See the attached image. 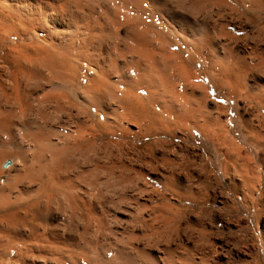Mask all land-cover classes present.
Wrapping results in <instances>:
<instances>
[{
  "label": "rangeland",
  "instance_id": "rangeland-1",
  "mask_svg": "<svg viewBox=\"0 0 264 264\" xmlns=\"http://www.w3.org/2000/svg\"><path fill=\"white\" fill-rule=\"evenodd\" d=\"M82 1L83 0H81V2ZM120 1H122V0H115V1L113 0V2H114L113 3L111 0H110V2H108V1L105 2V1H101L100 0L101 3H97L96 2L98 5L100 4L99 7H98L97 4L95 5V3L93 1L94 5H93V3H92V5L94 6V8L97 7V9L94 10L93 7H92V9H89V8H91L90 7L91 2L88 3V1L85 0V1H83V4L81 3L77 7V9L80 8V10H79L80 13L78 12V10H76V8H74V7L70 8L73 11V15L72 16L74 18L76 17L75 22L73 21L74 24H72V25H75V30L73 32H79V31H81L82 30L81 29L82 28V22H84L85 20L89 21L91 24L94 21L93 23L96 26L97 25H100L101 27H104V29H107V30H103V28H102V30H103L104 33L105 32L111 33L112 30H114V29H113V27L110 28V26L114 25L115 32H118L119 34H114V37H111L112 40L111 39H105L104 40L105 42H103V44L100 47L101 50H102L101 52L106 57V60H105L106 65H108L110 67V69H111L110 70L111 71L110 80H112V81H114L116 79H121L122 80V78H123L124 81L129 80V79L133 80L136 73L138 75V74H140L142 72H145V71L147 72V70H151L150 73H152V75H153V72H155L154 74L156 75L155 76L156 82H158L160 80H163V81L166 80L165 81V83L167 82L165 84L166 85V88H167V85H168V88H167L168 91H170V90L172 91V92L170 91L171 94L169 92L171 102L173 103L175 109H178L179 110V111L176 110L177 113L180 112L182 114H188V115H184L183 120L180 117H179V120H178V118L177 119L174 118V117L171 118V116H169V114L161 113V111H159V109H157L158 107L155 106L156 107L155 108L151 104H148L147 103V100H146V96H145L146 94H144L145 92L144 91H140L139 93L142 95V97H141V95L139 93L137 94V96H140L141 98H144L142 100V103H144L143 105L145 107H147V108H144V109L148 111V113L146 111V113L144 114L146 117L138 118L134 113H131L127 108H125L124 106H122L118 101L111 100L110 101V104H111L110 105V108L111 109H110L109 113L112 116L113 120H110V122L111 121L112 122L111 123L110 122L107 123L106 124L107 126L106 125H102V124H105L106 123L104 121L103 116L100 115L101 118H99L100 116H97L98 115L97 109L95 107L89 105V104L86 105L85 102H83L81 100V98H80V97H82L81 96L82 95V92H84V89L83 88L90 83V78L93 77L94 74L97 73L96 68H95L94 61H91V59L88 58L89 56H93V55H95V54L98 53V52H96V49H93V50H95V52H92V53L90 51H87L88 52V53H86L87 58L86 57H83L82 58L81 56L79 57L76 54L77 52L75 50L73 51V52H76V53H73V55H74L73 57L76 58L74 64L77 67V72L76 73H72V75H71V85L70 86L68 85L65 88L62 87L61 84H59L60 82H57L55 80H51L50 81L49 78H48V76H47V79L45 80V82L42 81L40 83H32L33 81L30 82L29 80H25L23 78H20V76L17 75L16 77H18V78L15 79L16 82H13L12 80H8L9 81L8 83H4L6 79H10L11 78V74H8V72H4L5 71L4 69L7 68V69H10L11 70V69H13L16 66L15 55H17L18 52H20L23 48H25V45L27 43H35V44H40V45L46 44V39H43L42 38V34L40 33L41 31L38 30V29H30V31L28 30L27 31V34H25V35H22V34L19 33V31L12 29V31L10 30L9 32H6V35L3 36V40L0 41V79H1L0 80V85H3V87L7 91L10 92L12 98L15 97L13 92H15L16 90L18 91V93H21V92L25 93V92H29L30 91V94H27V93L25 94V97H26V95H29V96H27L24 99L25 101L27 100V102H24L23 103V101H22L21 104H19L15 99H12V100H11V98L8 99V102H9L8 105H9V108L11 109V113H12V109H13V112L16 111L15 113H12V114H15V115H13V118H11L12 120H10L8 126L11 129H13V130H15V129L16 130H18V129L19 130H23L25 128V129H27L29 131H34L35 128H36V130H38V129L41 130V128H43L42 129L43 132L52 131V133H53L55 131L53 133L54 134V137L53 138L57 139L58 141H59V139L62 140V141H60L61 143L60 142L59 143H60L61 146L63 144L64 145L63 147H66V146L72 147L73 146V142L72 141L66 140L67 137H68V134H67L68 133V130L74 129L73 131H79V132L80 131H83L84 132V135H85L84 137L91 144L89 150H87L85 153L84 152H80L81 155L79 154L80 156H82V158L85 156L84 157L85 160L82 159L78 155L79 151H77L75 149L74 150H70V151H68L66 153V157H65V154L61 156V160H60L61 167L63 166V163L65 161H70V162H73V163L75 162V165L74 166L77 167V168H75L73 166V170L72 171L78 170L79 169L78 168L79 165H80L79 167H82V168H87V167L88 168H90V167L92 168L94 166L93 167L94 169L92 168L93 171L90 170V172H92L93 174L89 172V175H88V176H90L88 178L92 182L88 186L90 205L92 207H95V208H98V209H102V210H104L106 212V215H107L106 216V219H107V222L108 223L110 222L109 223V227L110 228L113 227V224H116V223H114V222H116V220L114 219V221H113V219L111 218L112 217L111 216V209H114V208H122V207H131V208H133V211L136 209L134 211V215H135L134 216V220L135 221L133 220L132 221L133 223H131V224H133L134 228H136L139 231L138 232V235L136 236V239L135 240H137L136 243L137 242L139 243V246L141 247L140 249L143 248L145 250L144 251L145 253H148V252L149 253H152V254H149L148 256H146L145 258H143V260L145 262L148 260L147 264L148 263L150 264L151 261L152 262L153 261L155 262V263H152V264H156V263L157 264H164L165 260H166L165 264H168L169 262L171 264H174V263L179 264L180 262H181V264H186L187 262H189L187 264H193V263L194 264H196V263L197 264H243V263L244 264L245 263L246 264H264V233L262 232V228H261L262 225H263V221L264 220L261 219V221L260 220L257 221V219H260V218L264 217V205H263V208L260 207L259 210H258V209L255 208L254 205L252 206L250 204V202L252 201V199H250V198H242V200H241L240 198H238L236 196V191L234 190V186L232 184H235L236 185L239 182L237 180H232V177L230 176L231 173L233 172V170H235V171L237 170V171H241V173L239 172V174H241V178L242 177L243 178H245V177H247V178H251V177H253V178H260L261 182H264V173H263L264 172V144L262 146L263 149L261 148L259 150V152H258V150L253 149L246 142V140H251V141L254 140V138H255L254 135L255 134L256 135H259V136L261 135V133L264 134L263 133V131H264V129H263L264 128V125H262L263 128H261V126H260L261 124L264 123V120H263L264 119V117H263L264 116V102H262L261 97L259 98V96L254 91L255 88H260L264 92V77H262V76H264V72H262V71H264V42H263V39H264L263 38L264 37V35H263V33H264L263 32L264 31V27H263L264 26V9L258 10L257 8L253 7L251 5V3H250V0H248L249 3L247 2L248 5H246V0H244V1L243 0H241V1H239V0L238 1H236V0L235 1L234 0H158V1L157 0H144L143 1L142 0L143 3H142V1L140 2L142 5H140V3H139V5L141 6V7L139 6L141 8V9L140 8L139 9L144 12L143 14L146 13L147 15H144L143 16V14L141 12H139L137 14L139 16V18H138V17H135L134 16V13L133 12H132V14L130 12V11H132L131 9H129L131 7V5H130L131 2L129 4L128 1H130V0H123L121 3H120ZM125 1H126V3H125ZM169 1H171V2H169ZM84 2H86V4ZM166 2H167V4H165ZM87 3L89 4V6H87L88 5ZM104 3L106 4V7L104 6L105 5ZM111 3L113 5H111ZM119 3L120 4H123L124 3L125 5H120ZM150 3H151V5L149 6ZM114 4H119V5L115 6ZM199 4H201L202 7H200ZM85 6H87V7H85ZM107 6H108V9H107ZM119 6H121L122 9L125 10L124 11L125 13L127 11H129V12L126 13V15H125V13L123 11L122 12H118L119 11V9H118ZM168 6H169V8L171 10L168 9ZM180 6H181V8H180ZM245 6H247V7H245ZM248 6H249V8H248ZM103 7H104L105 10L103 11L102 14H104V15L101 14V12L103 10ZM121 7H120V9H121ZM73 8H74L75 11L73 10ZM98 8H99V10H98ZM86 9L88 10V12L91 11V10L92 11L90 13H88ZM116 9H118V11ZM106 10H107V12H105ZM108 10L111 11V12H108ZM76 11L78 12V14H77ZM86 12L88 13V15L85 14ZM93 12H95V13H93ZM107 13H109L111 15V19L110 18L108 19L111 22L110 21L109 22H106L108 20H105L106 18H108V15H109ZM120 13H121V15H122V13H124V17H123V15L121 17V18H123V20L124 19L126 20L128 18V15L131 14L132 17H129L126 21H124L125 23L127 21H129L128 22V24H129L130 21H131V19H132L130 25H128L127 23L126 24L124 23L125 25H123V21H122L121 18H120V23H122V24L117 23L116 20H117V17L120 15ZM80 14H81V16H80ZM115 14L117 15V17H116ZM150 14H152V15L154 14V16L156 15V17H154V16H152ZM90 15H94V16H92L94 18L92 19L91 17H89ZM105 15H106V17L104 19V16ZM110 15H109V17H110ZM125 16H127V18ZM149 16H152L153 18L151 17L152 18L151 19V18H149ZM133 17H135V20H136V18L142 20L143 24H142V22L140 20L139 21L138 20H136V21L134 20L133 21V19H134ZM145 17H147V18H145ZM97 19H99V20H97ZM102 19H104L105 21H102ZM113 20H115V22L117 24L116 23L113 24L112 23ZM168 21H169V23H168ZM0 22H1L0 23V28L2 26H4L5 24L6 25L7 24H16V20L12 17V15L9 14L8 12H6V11H3V10L0 11ZM106 23H108V24H106ZM118 24L120 26L122 25L121 26L122 28L121 27H117ZM167 24H169L170 26L167 25ZM134 25H135L136 28L134 27ZM108 26H109V30H108ZM116 27H117V29H120V32L122 33V36H121V33L119 32V30L116 29ZM221 27H222V29H221ZM76 28H77V30H76ZM147 28H148V31L150 33L148 32V34L146 35L145 34L146 33L145 31L147 30ZM261 28H263V29L261 30ZM130 29H131V31L128 32ZM137 29L138 30L140 29V30L138 31ZM142 29H143V32H142ZM122 30L123 31L125 30V31L123 32ZM219 31H222V32H220L223 35L222 37H221L220 34H218ZM115 32H113V33H115ZM125 32H127L126 33L127 35L125 34ZM140 32H142L143 35L144 34L146 35V36L144 35L145 36V42L144 41L143 42H141V41H138L137 42L136 39H135V42H134V38H136L134 36H136V34L138 36V34H140ZM153 32H155V33H153ZM261 32H263V33H261ZM224 33H225V36H226L225 39H224V37H225L224 36ZM259 33H261V34H259ZM133 34H134V36H133ZM153 34H155V35L152 36V37H149V35L151 36ZM255 34L256 35L259 34L260 37L259 36L257 37ZM124 35H125V37H124ZM218 35H220V36L218 37ZM120 36L122 38L124 37L123 38V41L124 42H125L124 39H126L127 41H129V39H131L130 41L133 42V44L131 42L130 43L126 42V45L127 46H125L124 45V42L121 41L122 38ZM132 36H133V38H132ZM204 36H205V38H204ZM252 36L254 37V39H251V38H253ZM146 37H148V39L149 38H151V39L148 40V39H146ZM182 37L184 38L185 41L184 40H181ZM220 37L222 39H220ZM261 37H262V39H261ZM113 38L114 39L117 38V39H115V42H113L114 41ZM119 38L121 40H119ZM158 38H160L159 41H157ZM189 39H190V41H189ZM260 39H261V41H259ZM42 40H44V41H42ZM170 40H171V42H170ZM172 40H173V42H172ZM222 40H224V41H222ZM252 40L254 41V44L252 43L253 42ZM106 41H109V42L107 43ZM162 41L165 42V43H163ZM175 41L178 42V43H176ZM146 42H147V45L148 46L146 45ZM174 42H175V44H174ZM72 43H73L74 46L77 45L76 42H74V38H72ZM148 43H150V44H148ZM156 43L159 46H161V47H163L164 44L166 45L167 43H169V46L167 47V45H166L165 46L166 48L165 47H163V48H161V47L159 48L158 47V49H157ZM128 44L129 45L132 44V45H130L131 47ZM154 44H155V46H154ZM176 44H177V46H176ZM117 45H119L118 48H117ZM226 45H228L229 47L226 46ZM113 46H115L114 48H116V50L121 47L120 50L121 51L123 50L122 54H124L125 56L127 55L126 56L127 58L125 59L124 56L122 54H120L121 51L120 50H119L120 52L118 50L116 51L113 48ZM134 46H135V48H134ZM247 46H249L250 48L247 47ZM110 48H111V50H110ZM126 48H130L131 50L129 51V49H126ZM169 48H170V51H173L174 52V54H173V52L170 53ZM181 48H182V50H180ZM188 48H189V50H188ZM240 48H241V50H240ZM251 48L253 49V53H252V49ZM11 49H13V50L11 51ZM137 49L139 51H141V50L144 49L142 52H143V54H147V55H149L150 52H151L150 55L153 56V58H155L157 60V62L154 61V62H152L154 64H152L149 61V59H147L148 61H146V59H141L142 61L145 60V62H141L140 61L139 62L140 64L138 66L137 65L136 66L135 65L132 66L133 63L131 61V58H129V56H131L132 59H133V54H134L133 51L138 52ZM222 49L223 50L225 49V50L223 52H221ZM127 50H128V52H127ZM159 50H161V51H159ZM203 50H204V53H203ZM155 51H156V54L157 53L159 54V52H161V56L164 55V53L165 54L167 53L168 55L171 54V56H174L176 51L178 52V53L176 52V54L177 55L179 54L178 55L179 57L185 54L184 55L185 57H180V59H182V60L184 59L183 60L184 62L187 61L186 58H188L190 56V58H188V61H190V62H187V63L185 62L186 65L184 67V68H186L185 69V72L188 71V72H186V74H188V76H190V77H188L185 73H183V76H182L181 71H180V68H178V67H177L178 69H175L176 67H174V66L172 67L170 65H166L165 64L166 67L168 66L167 67L168 71L166 70L165 66H163V65H162V67H163V69H162L161 68V65H160V63H162L161 62L162 59L159 58L160 55L158 56V54L157 55L154 54ZM186 51H187V53H186ZM225 51H227V53H225ZM131 52H132V54H131ZM180 52H181V54H180ZM228 52H229V54H228ZM117 53H119V54H117ZM126 53H128V54L130 53V55H128ZM188 53L190 54L189 56H187ZM223 53H224V55H226V56L228 55L229 56V60H227V62L231 60V62H228V64L227 63H224V68L225 69H227L230 66L229 69H227V71L224 70V68H222L223 69L222 70L220 66H217L218 63L214 65V58H215L216 54L222 55ZM248 53L249 54H253V55H250V57H249L248 56L249 55ZM116 54L119 57H117V56H116L117 58L114 57ZM120 55L123 56V58ZM134 55H135L134 58H137V56H139V54L137 55L136 53ZM177 55H175V56L177 57ZM246 55L249 58L248 61H247L248 58H247ZM204 56H205V58H204ZM191 57H193V58H191ZM230 57H231V59H230ZM252 57H255V59L252 60ZM238 58H241V59H238ZM242 58L243 59L244 58H247V59H244L243 60ZM250 58H251L252 61H250ZM257 58H259V60ZM10 59H11V61H10ZM116 59H117V62L115 61ZM139 59H140V56H139ZM129 60L131 61L132 64L130 63ZM134 60L137 61L138 58L137 59H134ZM134 60H133V62H134ZM158 60H160V61H158ZM242 61L243 62L245 61V63H243ZM114 62H116V63L114 64ZM122 62H124V63H122ZM146 62H150V64H151L150 66L154 65L155 68L152 66L153 72H152V69H148L147 68V70H146V65L144 66V64ZM247 62H249V63H247ZM254 62H255V67H254V71H253L252 70L253 69L252 67L254 66L253 65ZM256 62H257V64H256ZM128 63H129L130 66L128 65ZM157 63H159V67L160 68H158ZM192 63L193 64L195 63V64L193 65ZM239 63H240V65H239ZM17 64H18V62H17ZM188 64L190 66L193 65V67H190ZM82 65H83V67H82ZM141 65L143 67H141ZM195 65H197V67L198 66L199 67L196 68V67H194ZM88 66H90V67H88ZM116 66L117 67H120V68H116ZM215 66H216V68H215L216 71L214 70V67ZM236 66H238V67H236ZM249 66H250V68H249L250 71L248 69ZM130 67L132 69L134 67V69L132 70ZM87 68H90L89 71L87 70ZM135 68H137V69H135ZM156 68L160 69V73L158 75H157L156 72L157 71L159 72V70H157ZM115 69H117L116 71H118L119 74L115 71ZM128 69L129 70H132V71H129ZM144 69H145V71H144ZM170 69H174L173 70L174 72L173 71H170ZM209 69H211V70H209ZM123 70H124V73H123ZM162 70H166V72L169 74V77L167 76L168 74L166 72L162 71ZM181 70L184 71V69H181ZM204 70H205V72H204ZM247 70H248V72H247ZM112 71L113 72H116V73H113ZM169 71H170V73H169ZM209 71H211V72H209ZM42 72H43L44 75H48V73H49L48 71L47 72L46 71H42ZM132 72H134L133 75L131 74ZM178 72H179V74H178V76H176L175 74H177ZM239 72H241V73L239 74ZM161 73H162V75H161ZM171 73H173V74H171ZM213 73L215 75V76H213L214 78H212ZM228 73H230V76H229ZM130 74H131V76H130ZM184 74L187 77H185ZM261 74H262V76H261ZM119 75L122 78H120ZM125 75H127V76H125ZM180 75L182 77H180ZM217 75H219V76H218V80L216 82ZM245 75H247L248 77L245 76ZM7 76H8V78H7ZM132 76H134V77H132ZM158 76H160V77L158 78ZM170 76L172 77L173 81L177 85L173 86L174 85L173 82L171 83L169 81L171 79ZM163 77H164V79H163ZM174 77H176V78H174ZM222 77H223L224 80L226 78V80L224 81L223 79H221ZM240 77H242V78H240ZM126 78H129V79H126ZM153 78H154V75H153ZM183 78L186 79V80L184 79L186 82L183 80ZM219 78L221 80H219ZM179 79L181 81H183L184 83L183 82L181 83V81H180L179 82L180 84L178 85L177 80L179 81ZM227 80H229V81L226 82ZM236 81H239V83L236 82ZM46 82H47V84H46ZM73 82H74V84H73ZM198 82H199V84H201V86H203L204 88H206L207 91L204 88H203L204 89V91H203V89H202V87L200 85H198V86L201 87V88H199V87L197 88L196 86H197V83ZM232 82H234V83H232ZM23 83H25V85ZM169 83H171L172 85H170ZM19 84H20V86H19ZM224 84L225 85L227 84V87L226 88L224 87L225 86ZM234 84H235V86H234ZM189 85H192L193 87H194V85H196V86L193 88L192 86L188 87ZM239 85H241V86L239 87ZM32 86H35L36 87V90H34L35 88H32ZM53 86L56 87V89H54ZM181 86H182V89H184L183 90L184 92L182 90H180L181 89ZM217 86H220V87H217ZM230 86H231V88H230ZM11 87H12V91L13 92H11V90H9V89H11ZM19 88L21 89V91H20ZM23 88H24V90H23ZM176 88H177L178 91L176 90ZM195 88H197V90ZM224 88H225V90H223ZM239 88H240V90H239ZM26 89L29 90V91H27ZM37 89L39 91H37ZM173 89H175V91ZM227 89H230L231 91L228 93L227 91H229V90H227ZM242 89L245 91V93H242V91H243ZM31 90H32V92H31ZM48 90L50 92H47ZM238 90H239V92H238ZM60 91H61V93H60ZM194 91H196V92H194ZM189 92H191L190 93L191 96H190ZM204 92H205L206 95H204ZM39 93H40V95H38ZM182 93H183V95H182ZM47 94H49V97H50L49 100L45 98L46 97L45 95H47ZM179 94H180V96H179ZM249 94H251L252 96L249 95ZM62 95L64 97H62ZM176 95H177V97H176ZM194 95H196V96H194ZM37 96H38V98H37ZM59 96H60V98H58ZM239 96H240V98H237ZM246 96H251L252 98L251 97H246ZM66 97H68V98H66ZM187 97L190 98V101H189V99H187ZM193 97H195V98H193ZM229 97H230V99H229ZM35 98H37L38 100H36ZM63 98H65V99H63ZM174 98H176V99H174ZM177 98H179V101H177L178 100ZM182 98H183V100H181ZM246 98H247V100H245ZM250 98L253 99V100H251ZM3 99H4V96L2 95V93H0V103H1L0 110L1 111L4 108H6V107H4L6 105V103H5V101ZM57 99H62V101L61 100L59 101ZM254 99H255L256 102H252V101H254ZM29 100L31 101L30 102L31 105H26L25 106L24 104H26V103L29 104ZM56 101H59V103H57V104H59V105L64 104V105H61L62 107L61 106L58 107V106L55 105V102ZM176 101L178 103H176ZM180 101H182V102H180ZM184 101L186 102L185 104H184ZM197 101L200 103V106H199V103ZM68 102H71V103H68ZM196 102L198 103V105H196ZM181 103H183L182 106H184L185 108H187V107L188 108L186 110H184L185 108L182 107V109H181V106H180ZM45 104L46 105L48 104L49 106L47 105V107H45L46 106ZM72 104H73V106H72ZM35 105H36V107H35ZM54 105H55V107H53ZM69 105H71V106H69ZM27 106H29V108H26ZM63 106H64V108H63ZM177 106L180 107L181 111H180L179 108H177ZM77 107H81L82 109H86V110H81V108L79 109ZM150 107H152V108H150ZM257 107H259V108H257ZM16 108H18V109H16ZM40 108L41 109L43 108L42 111H41ZM61 108H63V109H61ZM65 108H67L66 109L67 111L65 110ZM74 108H76V109H74ZM22 109H24V110H22ZM89 109H90V112H89ZM115 109H116V111L118 110V113L115 111ZM198 109H200V110L202 109V110L200 111ZM259 109H260V111H258ZM31 110H33V111L30 112ZM150 110H151V112L149 113ZM187 110H188V112H187ZM256 110H257L258 113L260 112L259 114H262V112H263L262 116L260 115L261 117L258 115L259 120H258V118L257 119L255 118L257 116V114H258L256 112ZM24 111L26 112V114H24L25 113ZM43 111H44V113H48V114H46V116H44ZM51 111H52V113H51ZM75 111L76 112H79V113H76ZM83 111H86V112L88 111L87 113H89V116H87L88 114L85 115L86 112H83ZM250 112H253V114L250 113ZM59 113H61V115ZM66 113H67V115H66ZM22 114H23V117L20 118L19 116L22 115ZM27 114H29V117H26L25 118L24 115L27 116ZM40 114H43V115L41 117H39ZM74 114H75L76 117H74ZM117 114H119V116ZM150 114H151V116H150ZM161 115H163V117H164L163 119L161 118ZM30 116H32V117H30ZM34 116H35V118H34ZM79 116H80V119H79ZM127 116H128V120L125 119ZM133 116H134V118H133ZM185 116H187L189 118V120H187L188 118L187 117L185 118ZM85 117H87V118L84 119ZM92 117H93V119H92ZM135 117H137V118H135ZM19 118H20V120H19ZM60 118L63 121L62 120L60 121ZM118 118H119V120H118ZM132 118H133V120H132ZM145 118H147V119H145ZM154 118L156 120H154ZM192 118L193 119L195 118L196 120L194 119L192 121ZM202 118H204V119H202ZM33 119H36V120L33 121ZM51 119H53V120L50 121ZM64 119H66V121ZM99 119H100V121H99ZM152 119H153V121H152ZM180 119L182 121H184L186 124L183 123V122H178V121H180ZM200 119H202V120H200ZM21 120H25V121L27 120V121L23 124L24 121H21ZM38 120H40V121L43 120L42 122H40L43 125L41 127H38L37 128V126L40 125V123H39ZM84 120H86V121H84ZM114 120H116V123L114 122ZM117 120L120 121V123L123 120V123H124L125 126L124 127L121 126L123 124L122 123L121 124L118 123ZM126 120H127V122H126ZM131 120H132V123L130 122ZM205 120H207V122ZM251 120H252L253 123H251ZM261 120H263V121H261ZM87 121L88 122L90 121L89 124H88ZM148 121L150 123H154L155 122L156 124H154V125L153 124H149ZM195 121H197V122H195ZM67 122H70V123H67ZM138 122H140V123H138ZM161 122H164V124L161 123ZM64 123H65V125H62ZM134 123L136 125H134ZM181 123H183V124H181ZM226 123H227V125H226ZM20 124L23 125V127H21ZM67 124H70V126H68L69 128L67 127ZM75 124L77 125V127H76ZM141 124L143 126H145V127L140 126ZM178 124H180V125H178ZM253 124L256 125V126H254ZM84 125H86V126H84ZM126 125H127V127H126ZM177 125H178L179 128L181 127L180 130L178 128L179 131L176 130L177 129ZM185 125H188L191 128H189V127H187ZM195 125H196V127L197 126H200L199 128L201 129V132H203V133L199 132V135L200 136L197 135L195 133V131H193L195 129ZM24 126L29 127V128H26ZM63 126H66V128L63 127ZM116 126L118 127L117 129L115 128ZM153 126H156V127H153ZM205 126L210 127L209 128L210 130L207 129L208 127H205ZM220 126H221V128H220ZM225 126H227V127L225 128ZM31 127H33V128H31ZM48 127H51V128H48ZM139 127H142V128H139ZM150 127L153 128V130ZM172 127H175V128H172ZM185 127L187 129L189 128L193 132V137L194 138H192V139H194V140L188 139L189 137L191 138L192 135L189 134L191 132L189 129H188V132L189 133L187 132V129H184ZM222 127H223V129H222ZM247 127H248V129L246 130ZM20 128H23V129H20ZM61 128H62V131H61ZM78 128H79V130H78ZM82 128H83V130H82ZM155 128L157 130L159 128L160 131L158 130V132H157V130ZM204 128H205V131H204ZM215 128H217V129H215ZM257 128H259V129H257ZM171 129H173V130H171ZM219 129L220 130L222 129L223 131L222 130L219 131ZM224 129L227 130V131H225ZM93 130H94V132H93ZM215 130H216V132H215ZM217 130H218V132H217ZM63 131L66 134L65 133L63 134L62 133ZM111 131H112V134L113 135H111ZM122 131H123V134H125V135L122 134ZM145 131H146V134L147 135H145ZM152 131H155V132H152ZM208 131H210L211 133L210 132L208 133ZM114 132H115V134H114ZM128 132H129V134H128ZM180 132H182V133H180ZM205 132L208 133V134H210V137L211 138L213 137V139H214L213 142H212L213 139H210L209 135L206 134ZM213 132H215V133H213ZM221 132H222V134L225 132L224 133L225 136H226V134L229 135V137H227L229 139L231 137H233V139H230V140L231 141H234L235 140V142H237L239 146H242L241 148L243 150V153H240V160H238L239 158L237 159L240 163H238L236 161L233 164H227V162L225 160L226 158H225V155H224L225 154V148L226 147H225V145L222 144V142L220 143V141L223 140L222 137L220 136L221 135ZM248 132H249V134H248ZM257 132H259V134ZM154 133H155L156 136H154ZM158 133H161V134H159V136H157ZM216 133L217 134H220L219 137L217 136ZM244 133L247 134V135H245ZM151 134H153V136ZM172 134H173V136H172ZM204 134H206V135H204ZM108 135H110V136H108ZM65 136H67V137H65ZM125 136H126V138H125ZM247 136H249L248 139H247ZM58 137H60V138L58 139ZM200 137H202V138H200ZM217 137L219 139H217ZM63 138L65 139V141H63ZM101 138H102V140H100ZM23 140L18 139V138L15 139V141L18 142V143H19V141H22L21 143L23 144V148L26 151V154L27 153H29V154L32 153L33 154V152H34V148H33L34 143L31 141L30 138H24ZM215 140H219V141L218 142L216 141L217 143H215ZM242 140H243V142H241ZM262 141L264 142V139ZM108 142H109V144H108ZM161 142H163L164 144L161 143ZM214 143H215L216 146L214 145ZM219 143L222 144V145H219ZM116 144H117V146H116ZM94 145L96 146V148H95ZM105 145L108 146L109 148L105 147ZM25 146H26V148H25ZM222 146H223V148H222ZM122 147H123V149H122L123 151L121 150ZM102 148H103V150H102ZM116 149H118V150H116ZM27 150H30V151H27ZM99 150L101 151V153H100ZM115 150H116V152H115ZM119 150L121 152V155L123 154L122 157H121V155H119L120 154V152H118ZM218 151H219V154L217 153ZM248 151L251 152V153L249 154ZM262 151H263V153H262ZM109 152H110V155H109ZM126 152H128V153H126ZM244 152L246 154L248 153L247 156H246V154ZM29 154L26 155L27 156V159H30V157L33 156V155H31V154L29 155ZM83 154H84V156H83ZM251 154H254V155H251ZM94 155H95V158L92 157ZM118 155H119V157H118ZM74 156L79 157L80 160L78 158L74 157ZM97 156H98V158H97ZM126 156L128 157V159H127ZM243 156H245V158L246 157L247 158L245 159ZM87 157H88V159H86ZM99 157H101V159H99ZM120 157H121L122 160L120 159ZM253 157H255V158H253ZM75 158L78 159V160H76ZM248 159L249 160H253V159L255 160L256 159V160H255V162L253 160L252 162H254V163H251ZM128 160H129V162H128ZM244 160H246L245 162L248 165L245 166ZM98 161H100L99 164H98ZM188 162H190V163H188ZM109 163H114L116 165V167H114L115 165H111L114 168L110 167L109 165H107ZM239 164H240V166H239ZM250 164H252V165H250ZM89 165H90V167H89ZM127 165H130V166L128 167ZM199 165H200V167H199ZM224 165H225V167H224ZM232 165L237 166V168H234ZM254 165H256V167ZM33 166H35V164H33ZM96 166H99V167H96ZM243 166H245V169L244 168L243 169L244 170H247V172L246 171L245 172H242V168L241 167H243ZM250 166H252L253 168L250 167ZM117 167H119V168H117ZM201 167L203 168V171L200 170V169H202ZM36 168H37V166H35V169ZM238 168H239V170H238ZM254 168H255V170H253ZM259 168H261V169L259 170ZM109 169L112 170L111 173H110V170ZM204 169H207L208 171L207 170L205 171ZM122 170H125L124 173H122ZM61 171H62L61 173H64V171L62 170V168H61ZM100 171H101V173H100ZM46 172H47L46 174H49V171H46ZM94 172H97V173H94ZM105 173H106V175H105ZM132 173H133V175H132ZM244 173L247 174V175H245ZM90 174H92V175H90ZM102 174H103V176H102ZM126 174H128V176H126ZM107 175H109V176H107ZM92 176L95 177L94 178L96 180L95 183L93 182L94 179H92L93 178ZM100 177H101V179H100ZM105 178H106V181L105 182H107V183H105L103 181ZM142 178H144V179H142ZM241 178H239V179H241ZM137 179H138V181H137ZM93 183L95 185H93ZM134 184H136V186H137V184H139L141 186L138 185V187H136ZM166 184H167V186H165ZM129 186H130V188H129ZM142 186H144L142 188L143 191L140 190V187H142ZM153 186H154V188H153ZM106 187H108V188H106ZM91 189H93V190H91ZM118 190L120 192H118ZM134 190H135V193H134ZM144 190L145 191L147 190V191L145 192ZM149 190L152 191V193H154V195L151 192H149L150 193L149 194L148 193ZM63 191L66 192V195H67L68 189H65V190L60 189L59 190L60 194L59 193L57 194L56 201H54L55 199L51 195H49V196H51L49 198V200L51 202H53V203L56 202V204L59 203V204H57L58 209L59 210L61 209L60 211H63L67 215V217H68L69 216V213H70L69 210H75L76 209V211H77L78 209L82 208L81 207L82 205H80V202L77 201V198H78L79 194L81 193V191L80 190L78 191L76 189L71 190V192L69 193L70 197H69V195L68 196L62 195V194H65ZM138 192L140 194H138ZM114 193H116V195ZM125 193H126V196L124 195ZM177 194H179L178 197L176 196ZM60 195H62V196H60ZM170 195H171V197H170ZM172 195H173V197H172ZM135 196H137V197L140 196V200H139V197L137 198ZM234 196H236V197H234ZM62 197H63V199L60 200V198H62ZM66 197L69 198V203L67 202ZM73 197H75L76 199L73 198ZM109 198H110V200H109ZM112 198H113V200H112ZM165 198H167V200ZM116 200H118V201H116ZM31 201L34 204H38L39 206H41L43 204V202H44L43 198H39L38 199V197H34L33 199H31ZM71 201H72V204H71ZM127 202H129V203H127ZM142 202H145V203L140 205V203H142ZM167 203H169V204H167ZM73 204L75 205V208H74V205ZM116 204H117V206H116ZM134 204H135V206H133ZM162 204L164 206H161ZM101 205H102V208H100ZM172 205H173V207H172ZM65 206H66V208H68V207L69 208L70 207L72 208L73 207L74 209L73 208L72 209L71 208L70 209L68 208L67 210H65L66 209ZM165 206H167V207H165ZM138 207H140L141 209L138 208ZM168 207L172 208L173 209V213H175V214H176L177 208H178V210L180 209L179 212L182 211V213H180L182 215H180L179 213H177L176 215H174V214L172 215V213H171L172 212V209L169 208V212H168L167 211L168 210L167 209ZM138 209H140V210H138ZM137 210H138V213L141 211L139 213V215H137L138 214L137 213ZM65 211H67V213ZM149 212H151V213H149ZM146 213H147V215H146ZM169 213L173 217L171 215H169ZM166 214L169 216L168 219L170 221L165 217V216H167ZM196 214H200V216L199 215L197 216ZM159 215H161V216H159ZM177 215H179L178 218L175 217ZM194 216H197L196 217L197 219ZM136 217L137 218L139 217V220ZM170 217H171V219H170ZM181 217H182V219H181ZM198 217H199V219H198ZM162 218H164V219H162ZM142 220H144V221H142ZM158 220H160V221H158ZM153 221H155L156 223H154ZM177 221L179 223H177ZM151 222L154 223V225H152ZM164 222H165V224L163 225ZM168 222H170L169 223L170 226H169ZM197 222H199V223H197ZM157 223L160 224V225H158ZM196 223H197V225H196ZM143 225H144V229L142 227ZM166 225H167V227H166ZM158 226H159L160 229L158 228ZM69 227H70V222L65 223V225H64V228H66L65 230H69ZM176 227H177V229H176ZM157 228L160 231L159 230H158V232H157V230L153 231L154 229H157ZM190 228H191V230H190ZM194 228H195V231L193 230ZM180 229H182V230L180 231ZM187 229H189V230H187ZM172 230H174L176 234L174 233V235H173V231ZM178 230H179L180 233L178 232ZM144 231H145V234H144ZM171 232H172V234H171ZM197 232H198V234H197ZM141 233H143L144 236H143V234L141 236ZM160 233H162V235H160ZM191 234L192 235L194 234L193 237H191L192 236ZM172 235H173V237H170ZM180 235H181V237H180ZM187 235H189V236H187ZM197 235H199L200 237L199 236L197 237ZM202 235H203V237L201 238ZM194 237L195 238L197 237L196 240H194V241H196V243H197V241H199L198 244H196L194 241H192L193 239H195ZM177 238L178 239L180 238V240H178ZM189 238H190V240H188ZM163 239H165L164 242H163ZM170 240H171V242H169ZM142 241H143V244H142ZM159 241H161V242H159ZM166 241H167V243H166ZM200 242H201V244L199 245ZM202 242H203V244H202ZM155 243H156V245H155ZM159 243L160 244L162 243V244L160 245ZM148 244H149V246H148ZM166 245H168L169 248ZM175 245H177V246H175ZM163 246L165 247V249H164L165 251L162 249ZM199 247H200V249H197ZM245 247H247L249 250L246 249ZM173 248H176V249L173 250ZM237 249H239V250H237ZM146 250L148 252H146ZM160 250H162L160 253H162V255H163L161 262H160V260L157 261L158 259L156 257V255H157L156 252H158ZM166 250L168 251V253H167ZM174 251H176V252H174ZM164 252L166 254H164ZM165 255H167V256H165ZM175 255L178 258H176V257L174 258ZM183 255L184 256H187V257L184 258ZM167 257H169L168 260H167ZM189 257H191V258L189 259ZM154 258H155V260H154ZM203 258H205V259H203ZM175 259H177V260L175 261ZM187 259H189V260H187ZM171 260H173L174 262L171 261ZM192 260H194V261H192ZM184 261H187V262L183 263ZM252 261H253V263H252Z\"/></svg>",
  "mask_w": 264,
  "mask_h": 264
},
{
  "label": "bare ground",
  "instance_id": "bare-ground-1",
  "mask_svg": "<svg viewBox=\"0 0 264 264\" xmlns=\"http://www.w3.org/2000/svg\"><path fill=\"white\" fill-rule=\"evenodd\" d=\"M83 1H85V0H83ZM83 1L81 2V0H0V11L1 10H3V11H6V12H8L9 14H11L12 15V17L16 20V24H5L4 26H2L1 28H0V41H2L3 40V36L4 35H6V32H9L10 30L12 31V29H14V30H17V31H19V33L20 34H22V35H25V34H27V31L29 30L30 31V29H38V30H40L41 32V34H42V38L43 39H46V44H42V45H40V44H35V43H27L26 45H25V48H23L20 52H18L17 53V55H15V59H16V66L13 68V69H7V68H5L4 70V72H8V74H11V78L10 79H6L5 80V82L4 83H8L9 81L8 80H12L13 82H16L15 81V79L16 78H18V77H16L17 75H19L20 76V78H23V79H25V80H29L30 82L31 81H33L32 83H40V82H42V81H44L45 82V80L47 79V76H48V78H49V80L51 81V80H55V81H57V82H60L59 84H61L62 85V87H67L68 85L70 86L71 85V75H72V73H76L77 72V67H76V65L74 64V62H75V57H73L74 55H73V53H76L79 57L81 56L82 58L83 57H86L87 58V55H86V53H88L87 51H90L91 53L92 52H95V50H93V49H96V52H98L97 54H95V55H93V56H89L88 58L89 59H91V61H94V63H95V68H96V71H97V73L96 74H94V76L93 77H91L90 78V83L87 85V86H85L83 89H84V92H82V97H80L81 98V100L83 101V102H85V104L86 105H91V106H93V107H95L96 109H97V112H98V115L97 116H100V115H102L103 116V118H104V121L106 122L105 124H102V125H106L107 123H109L110 122V120H113V118H112V116L110 115V113H109V111H110V101L111 100H116V101H118L122 106H124L125 108H127L131 113H134L138 118H141V117H146L144 114L146 113V111L147 110H145L144 108H147V107H145L143 104L144 103H142V100L144 99V98H141L142 97V95L139 93L140 91H144L145 93L144 94H146L145 96H146V100H147V103L148 104H151L152 106H156V107H158L157 109H159V111H161V113H166V114H169V116H171V118L172 117H174V118H178V120H179V117L180 118H182V120H183V117H184V115H188V114H182V113H180V112H178L177 113V111L176 110H178V109H175V107H174V105H173V103L171 102V99H170V95H169V92L171 91H168V85H167V88H166V83H165V81H163V80H160V81H158V82H156V79H155V72H153V68H152V66L154 67V65H152V66H150L151 64H150V62L152 63V62H154V61H156L157 62V60L155 59V58H153V56H151L150 54H151V52H150V54L149 55H147V54H143V50H141V51H139L138 49V52H135V51H133V53L135 54H139V56H140V59H139V56H137V58H138V60L137 61H135L134 59H137V58H134V54H133V59H132V57L131 56H129V58H131V61H132V63H131V61H130V63L132 64V66L133 65H139L140 63V61L141 62H145V60L144 61H142L141 59H146V61H148L147 59H149V61L150 62H146L145 64H144V66L146 65V70H147V68L148 69H152V72H153V75H154V78H153V75H152V73H150V71L151 70H147V72L145 71V69H144V71L145 72H142V73H140V74H138L137 75V73L135 74V77L134 76H132V77H134V79L133 80H131V79H129V78H126V79H129V80H126V81H124L123 80V78L119 75V77L120 78H122V80L121 79H116V80H114V81H112V80H110V75H111V69H110V67L108 66V65H106V62H105V60H106V57L104 56V54L101 52L102 50H101V45L103 44V42H105L104 40L105 39H111V37H114V34H119L118 32H115V27H114V25H112V26H110V28H112L113 27V29L114 30H112V32L111 33H108V32H103V30H107V29H104V27H101L100 25H95L93 22H92V24L89 22V21H87V20H85L84 22H82V30L81 31H79V32H73L74 30H75V25H72V24H74L73 23V21L75 22V20H76V17L74 18L72 15H73V11L70 9V8H72V7H74V8H76V10H78V12H79V10H80V8L79 9H77V7L82 3L83 4ZM86 1H88V3L89 2H91V4H90V7L91 8H89V9H92V7L94 8V3H95V5L97 4V3H101L100 2V0H86ZM93 1H94V3H93ZM101 1H108V2H110V0H101ZM112 2H113V0H111ZM115 1V0H114ZM123 1V0H122ZM122 1H120V3L122 2ZM142 0H130V1H128L129 2V4H130V2H131V7L129 8V9H131L132 11H130L131 12V14H132V12L134 13V16L135 17H138L139 18V16L137 15L139 12H141L142 14L144 13L143 11H141L140 9V5H142L140 2H141ZM144 1V0H143ZM143 1H142V3H143ZM158 1V0H157ZM235 1V0H234ZM236 1H238V0H236ZM239 1H241V0H239ZM244 1V0H243ZM97 2V3H96ZM127 2V3H128ZM164 2V1H163ZM169 2H171V1H169ZM248 0H246V5H248ZM85 4H86V2H84ZM87 3V4H88ZM92 3H93V5H92ZM114 3V2H113ZM119 3V4H120ZM125 3H126V1H125ZM139 3H140V5H139ZM147 3V2H146ZM173 3V2H172ZM193 3V2H192ZM204 3V2H203ZM242 3V2H241ZM240 3V4H241ZM250 3H251V5L253 6V7H255V8H257L258 10H262V9H264V0H250ZM84 4V5H85ZM105 4V3H104ZM119 4H114L115 6H117V5H119ZM148 4V3H147ZM165 4H167V2L165 3ZM245 4V3H244ZM92 5V6H91ZM98 5V4H97ZM111 5H113L112 3H111ZM120 5H125L124 3L123 4H120ZM151 5V3L149 4V6ZM194 5V4H193ZM200 5V7H202V5L201 4H199ZM211 5V4H210ZM250 5V4H249ZM250 5V6H251ZM87 6H89V4L87 5ZM87 6H85V7H87ZM100 6V4L98 5V7ZM105 7H106V4L104 5ZM140 6V7H139ZM158 6V5H157ZM161 6V5H160ZM177 6V5H176ZM182 6V5H181ZM181 6H180V8H181ZM195 6V5H194ZM193 6V7H194ZM242 6V5H241ZM244 6V5H243ZM81 7V6H80ZM114 7V6H113ZM120 7L121 6H119L118 7V9H119V11H118V9H116L118 12H124L125 10L124 9H122V7H121V9H120ZM192 7V8H193ZM226 7V6H225ZM245 7H247V6H245ZM244 7V8H245ZM74 8H73V10H74ZM117 8V7H116ZM140 8V9H139ZM144 8V7H143ZM195 8V7H194ZM248 8H249V6H248ZM84 9V8H83ZM95 9H97V7H95L94 8V10ZM107 9H108V6H107ZM112 9V8H111ZM158 9V8H157ZM168 9H170L169 8V6H168ZM196 9V8H195ZM194 9V10H195ZM246 9V8H245ZM253 9V8H252ZM87 10V9H86ZM85 10V11H86ZM98 10H99V8H98ZM105 9H104V7H103V10H102V12H101V14L103 13V11H104ZM121 10V11H120ZM143 10V9H142ZM171 10V9H170ZM256 10V9H255ZM75 11V10H74ZM92 11V10H91ZM91 11H89L88 12V10H87V12L88 13H90ZM146 11V10H145ZM155 11V10H154ZM254 11V10H253ZM77 12V11H76ZM75 12V13H76ZM78 12H77V14H78ZM85 13V14H87L88 15V13ZM96 12V11H95ZM95 12H93V13H95ZM105 12H107V10L105 11ZM108 12H111V11H109L108 10ZM115 12V11H114ZM129 11H127L126 13H128ZM147 12V11H146ZM80 13V12H79ZM83 13V12H82ZM92 13V14H93ZM125 13V12H124ZM124 13H122V15H123V17H124ZM126 13H125V15H126ZM148 13V12H147ZM153 13V12H152ZM107 14H109V13H107ZM131 14H129L128 15V18L129 17H132L131 16ZM155 14V13H154ZM154 14L152 15V14H150V15H152V16H154ZM84 15V14H83ZM102 15H104V14H102ZM110 15V14H109ZM109 15H108V18H106L105 19V17H106V15L104 16V19L105 20H108L109 18L111 19V15H110V17H109ZM116 15V14H115ZM119 15V14H118ZM120 15H121V13H120ZM119 15V16H120ZM122 15L119 17H117V15H116V17H117V23H120V18L122 17ZM144 15H147L146 13L145 14H143V16ZM162 15V14H161ZM79 16V15H78ZM80 16H81V14H80ZM92 16H94V15H90L89 17H91L92 19L94 18V17H92ZM152 16H149V18H151ZM3 17V16H2ZM84 17V16H83ZM82 17V18H83ZM126 18H127V16H125ZM135 17H133L134 19H133V21L135 20ZM154 17H156V15L154 16ZM9 18V17H8ZM80 18V17H79ZM127 18V19H128ZM144 18V17H143ZM142 18V19H143ZM145 18H147V17H145ZM153 18V17H152ZM151 18V19H152ZM209 18V17H208ZM91 19V20H92ZM104 19H102V21H105ZM119 19V20H118ZM122 19V21H123V25H125L126 23L128 24V22L129 21H127L126 23L124 22V21H126L125 19L123 20V18H121ZM90 20V21H91ZM97 20H99V19H97ZM136 20H140V19H137L136 18ZM135 20V21H136ZM3 21V20H2ZM10 21V20H9ZM110 20H108V21H106V22H109ZM131 21H132V19H131ZM131 21H130V23H131ZM141 22H142V20H140ZM163 21V20H162ZM8 22V21H7ZM98 22V21H97ZM100 22V21H99ZM111 22V21H110ZM196 22V21H195ZM1 23V22H0ZM4 23V22H3ZM113 24H115L116 22H115V20H113V22H112ZM116 23V24H117ZM125 23V24H124ZM130 23L128 24V25H130ZM135 23V22H134ZM168 23H169V21H168ZM100 24V23H99ZM106 24H108V23H106ZM120 24H122V23H120ZM142 24H143V22H142ZM165 24V23H164ZM110 25V24H109ZM119 25V24H118ZM117 25V27H121L120 25L118 26ZM132 25V24H131ZM138 25V24H137ZM141 25V24H140ZM167 25H169V24H167ZM199 25V24H198ZM103 26V25H102ZM105 26V25H104ZM139 26V25H138ZM145 26V25H144ZM165 26V25H164ZM170 26V25H169ZM221 26V25H220ZM117 27H116V29H117ZM134 27H135V25H134ZM143 27V26H142ZM150 27V26H149ZM199 27V26H198ZM264 27V26H263ZM102 28H103V30H102ZM107 28V27H106ZM122 28V27H121ZM136 28V27H135ZM140 28V27H139ZM146 28V27H145ZM144 28V29H145ZM134 29V28H133ZM192 29V28H191ZM197 29V28H196ZM221 29H222V27H221ZM220 29V30H221ZM263 28H261V30H262ZM76 30H77V28H76ZM108 30H109V26H108ZM117 30H119V32H120V29H117ZM136 30V29H135ZM138 30V29H137ZM140 30V29H139ZM138 30V31H139ZM152 30V29H151ZM198 30V29H197ZM111 31V30H110ZM123 31V30H122ZM125 31V30H124ZM123 31V32H124ZM131 31V29L128 31V32H130ZM137 31V32H138ZM145 31V30H144ZM260 31V30H259ZM36 32V31H35ZM113 32H115V33H113ZM136 32V31H135ZM142 32H143V29H142ZM142 32H140V34H138V36H137V34H136V36H134V34H133V36L134 37H136V38H134V42H135V39L137 40V42L138 41H141V42H145V36L148 34V28H147V30L145 31L146 33V35L144 36L143 35V33ZM220 32H222V31H219V33L218 34H220L221 35V37L223 36ZM264 32V31H263ZM263 32H261V33H263ZM33 33V32H32ZM107 33V34H106ZM121 33V32H120ZM127 32H125V34H126ZM133 33V32H132ZM142 33V34H141ZM150 33V32H149ZM153 33H155V32H153ZM172 33V32H171ZM261 33H259V34H261ZM180 34V33H179ZM257 34V33H256ZM255 34V35H256ZM259 34L258 35H256L257 37L259 36ZM127 35V34H126ZM130 35V34H129ZM128 35V36H129ZM155 34H153V35H149V37H152V36H154ZM181 35V34H180ZM206 35V34H205ZM220 35H218V37L220 36ZM263 35H264V33H263ZM118 36V35H117ZM121 36H122V33H121ZM120 36V37H121ZM133 36H132V38H133ZM164 36V35H163ZM189 36V35H188ZM224 36H225V33H224ZM255 36V37H256ZM6 37V36H5ZM4 37V38H5ZM30 37V36H29ZM116 37V36H115ZM119 37V36H118ZM124 37H125V35H124ZM123 37V38H124ZM130 37V36H129ZM208 37V36H207ZM220 37V39H222ZM253 37V36H252ZM256 37V38H257ZM260 37V36H259ZM72 38H74V42H76V46H74L73 45V43H72ZM122 38V37H121ZM123 38H122V40L119 38V40H121V41H123ZM154 38V37H153ZM170 38V37H169ZM204 38H205V36H204ZM226 38V36L224 37V39ZM264 38V37H263ZM31 39V38H30ZM114 39V38H113ZM115 39H117V38H115ZM115 39H114V41L113 42H115ZM146 39H148V37H146ZM151 38H149L148 40H150ZM159 39L160 38H158L157 39V41H159ZM168 39V38H167ZM172 39V38H171ZM207 39V38H206ZM251 39H254V37L253 38H251ZM261 39H262V37H261ZM261 39L259 40V41H261ZM112 40V39H111ZM125 40V42H124V45L125 46H127L126 45V42H128V43H130L131 41V39H129V41H127L126 39H124ZM147 40V41H148ZM177 40V39H176ZM180 40V39H179ZM181 40H184V38L182 37V39ZM200 40V39H199ZM218 40V39H217ZM42 41H44V40H42ZM153 41V40H152ZM164 41V40H163ZM162 41V42H163ZM185 41V40H184ZM189 41H190V39H189ZM188 41V42H189ZM206 41V40H205ZM213 41V40H212ZM222 41H224V40H222ZM253 41V40H252ZM30 42V41H29ZM107 43L109 42V41H106ZM119 42V41H118ZM136 42V43H137ZM149 42V41H148ZM161 42V43H162ZM169 42V41H168ZM170 42H171V40H170ZM172 42H173V40H172ZM176 42V41H175ZM175 42H174V44H175ZM182 42V41H181ZM217 42V41H216ZM263 42H264V39H263ZM120 43V42H119ZM122 43V42H121ZM132 44H133V42H131ZM158 43V42H157ZM156 43V45H157V49H158V47L160 48L161 46H159L158 44ZM163 43H165V42H163ZM176 43H178V42H176ZM224 43V42H223ZM253 44H254V41L252 42ZM112 44V43H111ZM123 44V43H122ZM132 44H130V45H132ZM148 44H150V43H148ZM184 44V43H183ZM2 45V44H1ZM129 45V44H128ZM129 45V46H130ZM137 45V44H136ZM146 45H147V42H146ZM162 45V44H161ZM167 45V47L169 46V43H167L166 44ZM165 44L163 45V47H165L166 46ZM192 45V44H191ZM190 45V46H191ZM201 45V44H200ZM229 45V44H228ZM228 45H226V46H228ZM252 45V44H251ZM118 46L119 45H117V48H118ZM148 46V45H147ZM151 46V45H150ZM153 46V45H152ZM154 46H155V44H154ZM176 46H177V44H176ZM231 46V45H230ZM250 46V45H249ZM249 46H247V47H249ZM254 46V45H253ZM110 47V46H109ZM108 47V48H109ZM115 46H113V48H114ZM131 47V46H130ZM139 47V46H138ZM163 47H161V48H163ZM181 47V46H180ZM205 47V46H204ZM214 47V46H213ZM229 47V46H228ZM246 47V46H245ZM92 48V49H91ZM121 48V47H120ZM120 48L119 49H117L118 51L120 50ZM134 48H135V46H134ZM137 48V47H136ZM151 48V47H150ZM149 48V49H150ZM156 48V47H155ZM166 48V47H165ZM164 48V49H165ZM173 48V47H172ZM191 48V47H190ZM212 48V47H211ZM225 48V47H224ZM250 48V47H249ZM257 48V47H256ZM115 50H116V48H114ZM126 49H129V51L131 50L130 48H126ZM152 49V48H151ZM154 49V48H153ZM168 49V48H167ZM197 49V48H196ZM202 49V48H201ZM229 49V48H228ZM227 49V50H228ZM243 49V48H242ZM246 49V48H245ZM252 49V48H251ZM255 49V48H254ZM259 49V48H258ZM13 49H11V51H12ZM76 51V52H73V51ZM110 50H111V48H110ZM116 50V51H117ZM162 50V49H161ZM161 50H159V51H161ZM179 50V49H178ZM180 50H182V48L180 49ZM188 50H189V48H188ZM225 50V49H224ZM223 49H222V51L221 52H223L224 51ZM236 50V49H235ZM240 50H241V48H240ZM256 50V49H255ZM18 51V50H17ZM114 51V50H113ZM121 51V50H120ZM119 51V52H120ZM125 51V50H124ZM158 51V50H157ZM164 51V50H163ZM168 51V50H167ZM169 51H170V48H169ZM168 51V52H169ZM175 51V50H174ZM259 51V50H258ZM16 52V51H15ZM115 52V51H114ZM122 52H123V50L120 52V54H122ZM126 52V51H125ZM127 52H128V50H127ZM142 52V53H141ZM145 52V51H144ZM171 52H173V51H170V53ZM177 52V51H176ZM176 52H175V55H177L176 54ZM184 52V51H183ZM190 52V51H189ZM220 52V53H221ZM245 52V51H244ZM243 52V53H244ZM83 53V54H82ZM178 53V52H177ZM186 53H187V51H186ZM203 53H204V50H203ZM225 53H227V51H225ZM239 53V52H238ZM246 53V52H245ZM252 53H253V49H252ZM15 54V53H14ZM75 54V55H76ZM117 54H119V53H117ZM115 55L114 57H119L118 55ZM126 54H128V53H126ZM131 54H132V52H131ZM155 55H157L156 54V51H155V53H154ZM163 54V53H162ZM173 54H174V52H173ZM180 54H181V52H180ZM228 54H229V52H228ZM242 54V53H241ZM249 54V53H248ZM247 54V55H248ZM123 56H124V58L126 59L127 57V55L125 56L124 54H122ZM128 55H130V53L128 54ZM161 56V52H159V54H158V56ZM171 56V54H165L164 53V55H162L161 57L159 56V58H161L160 60H161V62L162 63H160V65H161V68L163 69V67H162V65L163 66H165V64L166 65H170V66H174V67H176L175 69H178V68H180V71H181V74H182V76H183V73H185L186 74V72H188V71H186L185 72V69L186 68H184L185 67V62L187 63V62H190V61H188V58H190V54L188 53V55L187 56H189L188 58H186V60L187 61H183L182 59H180V57H185L184 55H182V56H178L177 55V57L176 56ZM246 55V56H247ZM250 55H253V54H249L248 56L250 57ZM263 55V54H262ZM261 55V56H262ZM111 56V55H110ZM121 56V55H120ZM123 56H121L122 58H123ZM186 56V57H187ZM206 56V55H205ZM205 56H204V58H205ZM238 56V55H237ZM240 56V55H239ZM242 56V55H241ZM245 56V55H244ZM248 56H247V58H248ZM112 57V56H111ZM116 57V58H117ZM163 57V58H162ZM196 57V56H195ZM200 57V56H199ZM243 57V56H242ZM191 58H193V57H191ZM247 58H244V59H247ZM112 59V58H111ZM121 59V58H120ZM155 59V60H154ZM230 59H231V57H230ZM238 59H241V58H238ZM243 59V58H242ZM243 59V60H244ZM253 59H255V57H252V60ZM258 60H259V58H257ZM262 59V58H261ZM113 60V59H112ZM119 60V59H118ZM133 60H134V62H133ZM160 60H158V61H160ZM164 60V61H163ZM190 60V59H189ZM212 60V59H211ZM227 60H229V56L227 55H224V53L222 54V55H220V54H216V56H215V58H214V65L215 64H217V66H220L221 67V69L222 68H224V63H227L228 64V62H231V60L230 61H228L227 62ZM236 60V59H235ZM234 60V61H235ZM249 60V58L247 59V61ZM251 60V58H250V61H252ZM10 61H11V59H10ZM77 61V60H76ZM110 61V60H109ZM116 62H117V59L115 60ZM123 61V60H122ZM125 61V60H124ZM204 61V60H203ZM206 61V60H205ZM238 61V60H237ZM255 61V60H254ZM262 61V60H261ZM15 62V61H14ZM17 62H18V64H17ZM116 62H114V64L116 63ZM164 62V63H163ZM236 62V61H235ZM234 62V63H235ZM243 62V61H242ZM82 63V62H81ZM89 63V62H88ZM121 63V62H120ZM122 63H124V62H122ZM159 63H157V65H158V68H160L159 67ZM243 63H245V61L243 62ZM247 63H249V62H247ZM252 63V62H251ZM8 64V63H7ZM127 64V63H126ZM152 64H154V63H152ZM191 64V63H190ZM193 64V63H192ZM195 64V63H194ZM193 64V65H194ZM200 64V63H199ZM198 64V65H199ZM207 64V63H206ZM210 64V63H209ZM256 64H257V62H256ZM11 65V64H10ZM15 65V64H14ZM112 65V64H111ZM118 65V64H117ZM120 65V64H119ZM128 65H129V63H128ZM149 65V66H148ZM189 65V64H188ZM193 65L192 66H190V67H193ZM213 65V64H212ZM239 65H240V63H239ZM248 65V64H247ZM254 66L252 67L253 69V71H254V67H255V62H254V64H253ZM12 66V65H11ZM123 66V65H122ZM121 66V67H122ZM130 66V65H129ZM169 66V67H170ZM223 66V67H222ZM226 66V65H225ZM228 66V65H227ZM233 66V65H232ZM82 67H83V65H82ZM88 67H90V66H88ZM127 67V66H126ZM141 67H143L142 65H141ZM168 67V66H167ZM167 67L165 66V68H166V70L168 71V69H167ZM171 67V68H172ZM178 67V68H177ZM194 67H196V68H198L197 67V65H195ZM230 67V66H229ZM229 67L227 68V69H229ZM236 67H238V66H236ZM247 67V66H246ZM116 68H120V67H117L116 66ZM123 68V67H122ZM128 68V67H127ZM131 68V67H130ZM129 68V69H130ZM155 68V67H154ZM158 68H156L157 70H159V72L157 71L156 73H157V75L160 73V69H158ZM189 68V67H188ZM211 68V67H210ZM215 68H216V66L214 67V70H215ZM235 68V67H234ZM250 68V66L248 67V69ZM89 69L90 68H87V70L89 71ZM128 69V70H129ZM132 69V68H131ZM133 69H134V67H133ZM132 69V70H133ZM135 69H137V68H135ZM181 69H184V71H182ZM191 69V68H190ZM195 69V68H194ZM204 69V68H203ZM208 69V68H207ZM227 69H225L224 68V70H226L227 71ZM238 69V68H237ZM81 70V69H80ZM94 70V69H93ZM117 69H115V71H116ZM119 70V69H118ZM122 70V69H121ZM125 70V69H124ZM124 70H123V73H124ZM132 70H129V71H132ZM166 70H162V71H164V72H166ZM174 69H170V71H173ZM196 70V69H195ZM194 70V71H195ZM209 70H211V69H209ZM223 70V69H222ZM221 70V71H222ZM244 70V69H243ZM263 70V69H262ZM261 70V71H262ZM42 71H48L49 73H48V75H44L43 74V72ZM83 71V70H82ZM155 71V70H154ZM170 71H169V73H170ZM179 71V72H180ZM213 71V70H212ZM216 71V70H215ZM236 71V70H235ZM249 71H250V69H249ZM260 71V72H261ZM113 72V71H112ZM118 74H119V72L118 71H116ZM116 72H113V73H116ZM127 72V71H126ZM135 72V71H134ZM134 72H132L131 74L133 75V73ZM138 72V71H137ZM163 72V73H164ZM174 72V71H173ZM179 72L177 73V74H175L176 76H178V74H179ZM191 72V71H190ZM204 72H205V70H204ZM209 72H211V71H209ZM223 72V71H222ZM242 72V71H241ZM241 72H239V74L241 73ZM246 72V71H245ZM247 72H248V70H247ZM262 72H264V71H262ZM83 73V72H82ZM88 73V72H87ZM128 73V72H127ZM167 73V72H166ZM218 73V72H217ZM233 73V72H232ZM250 73V72H249ZM85 74V73H84ZM92 74V73H91ZM131 74H130V76H131ZM168 74V73H167ZM171 74H173V73H171ZM184 74V75H185ZM221 74V73H220ZM225 74V73H224ZM229 74V76H230V73H228ZM234 74V73H233ZM5 75V74H4ZM161 75H162V73H161ZM187 76H188V74H186ZM185 75V77H187ZM235 75V74H234ZM255 75V74H254ZM76 76V75H75ZM84 76V75H83ZM116 76V75H115ZM125 76H127V75H125ZM168 77H169V74L167 75ZM172 76V75H171ZM170 76V77H171ZM181 75H180V77H182ZM211 76V75H210ZM213 76H215L214 75V73H213V75H212V78H214ZM218 76L219 75H217V78H216V82H217V80H218ZM245 76H247V75H245ZM252 76V75H251ZM260 76V75H259ZM261 76H262V74H261ZM87 77V76H86ZM89 77V76H88ZM112 77V76H111ZM160 76H158V78H159ZM188 77H190V76H188ZM244 77V76H243ZM248 77V76H247ZM262 77H264V76H262ZM7 78H8V76H7ZM76 78V77H75ZM81 78V77H80ZM174 78H176V77H174ZM235 78V77H234ZM240 78H242V77H240ZM252 78V77H251ZM125 79V78H124ZM155 79V80H154ZM163 79H164V77H163ZM181 79V78H180ZM179 79V81L177 80V82H178V85L180 84L179 82L181 81ZM185 78H183V80H184ZM197 79V78H196ZM221 79H223V77L221 78ZM220 78H219V80H221ZM230 79V78H229ZM232 79V78H231ZM238 79V78H237ZM249 79V78H248ZM1 80V79H0ZM21 80V79H20ZM77 80V79H76ZM158 80V79H157ZM186 80V79H185ZM184 80V81H185ZM214 80V79H213ZM224 80V79H223ZM225 80H226V78H225ZM224 80V81H225ZM235 80V79H234ZM245 80V79H244ZM243 80V81H244ZM259 80V79H258ZM3 81V80H2ZM163 81V82H162ZM171 83L173 82V86H175V85H177L174 81H173V79H172V77H171V79L169 80ZM229 80H227L226 82H228ZM27 82V81H26ZM81 82V81H80ZM183 81H181V83H182ZM186 82V81H185ZM191 82V81H190ZM210 82V81H209ZM225 82V83H226ZM236 82H238L239 83V81H236ZM21 83V82H20ZM31 83V84H32ZM171 83H169L170 85H172ZM184 83V82H183ZM189 83V82H188ZM193 83V82H192ZM211 83V82H210ZM223 83V82H222ZM221 83V84H222ZM232 83H234V82H232ZM16 84V83H15ZM14 84V85H15ZM24 85H25V83H23ZM42 84V83H41ZM46 84H47V82H46ZM73 84H74V82H73ZM186 84V83H185ZM190 84V83H189ZM196 84V83H195ZM209 84V83H208ZM213 84V83H212ZM211 84V85H212ZM216 84V83H215ZM17 85V84H16ZM15 85V86H16ZM49 85V84H48ZM182 85V84H181ZM193 85V84H192ZM192 85H189L188 87H190V86H192ZM198 85H200L201 86V84H199V82L197 83V86L196 85H194V87L196 86L197 88L199 87ZM203 85V84H202ZM225 85V84H224ZM19 86H20V84H19ZM36 86V85H35ZM35 86H32V88H35L34 90H36V87ZM38 86V85H37ZM185 86V85H184ZM183 86V87H184ZM205 86V85H204ZM222 86V85H221ZM233 86V85H232ZM234 86H235V84H234ZM237 86V85H236ZM241 85H239V87H240ZM22 87V86H21ZM20 87V88H21ZM40 87V86H39ZM42 87V86H41ZM178 87V86H177ZM180 87V86H179ZM187 87V88H188ZM193 87V86H192ZM191 87V88H192ZM193 87V88H194ZM202 87V89L204 88L203 86H201ZM201 87H199V88H201ZM217 87H220V86H217ZM225 88L227 87V84L224 86ZM245 87V86H244ZM19 88V89H20ZM44 88V87H43ZM53 88L54 89H56V87H54L53 86ZM59 88V87H58ZM73 88V87H72ZM174 88V87H173ZM186 88V87H185ZM192 88V89H193ZM197 88H195L196 90H197ZM208 88V87H207ZM225 88L223 89V90H225ZM230 88H231V86H230ZM234 88V87H233ZM236 88V87H235ZM18 89V88H17ZM39 89V88H38ZM37 89V91H39ZM49 89V88H48ZM77 89V88H76ZM180 89V88H179ZM189 89V88H188ZM187 89V90H188ZM205 90H206V88H204ZM204 89H203V91H204ZM218 89V88H217ZM237 89V88H236ZM9 90H11V92H13L12 91V87H11V89H9ZM23 90H24V88H23ZM27 90V89H26ZM25 90V91H26ZM33 90V91H34ZM41 90V89H40ZM51 90V89H50ZM53 90V89H52ZM81 90V89H80ZM174 91H175V89H173ZM176 90H177V88H176ZM180 90H184V89H182V86H181V89ZM227 90H229V91H227L228 93L231 91L230 89H227ZM239 90H240V88H239ZM239 90H238V92H239ZM243 90V89H242ZM20 91H21V89H20ZM27 91H29V90H27ZM36 91V92H37ZM57 91V90H56ZM178 91V90H177ZM207 91V90H206ZM217 91V90H216ZM234 91V90H233ZM247 91V90H246ZM254 91L256 92V94L259 96V98L261 97V99H262V102H264V92L262 91V89H260V88H255L254 89ZM31 92H32V90H31ZM47 92H50L49 90L47 91ZM81 92V91H80ZM172 92V91H171ZM171 92H170V94H171ZM184 92V91H183ZM194 92H196V91H194ZM0 93H2V95L4 96V101H5V103H6V105L4 106V107H6V108H4L2 111L0 110V264H147V262H148V260L145 262L144 260H143V258H145L146 256H148L149 254H152V253H149L147 250H146V252H148V253H145L144 251V249L142 248V249H140L141 247L139 246V243L137 242L136 243V241L137 240H135L136 239V236L138 235V230L136 229V228H134V226H133V224H131V223H133L132 221L134 220V211L136 210H134L133 211V208H131V207H122V208H114V209H111V218L113 219V221H114V219L116 220V222H114V223H116V224H113V227L112 228H110L109 227V223L107 222V219H106V212L104 211V210H102V209H98V208H95V207H92L91 205H90V201H89V190H88V186L92 183L91 182V180L88 178V177H90V176H88L89 175V172H90V170L91 171H93L92 170V168L94 167H90V165H89V167L91 168H82V167H79L78 165V170H76V171H72L73 170V166L75 165V162L73 163V162H70V161H65L64 163H63V166L61 167V164H60V160H61V156L62 155H64L65 154V157H66V153L68 152V151H70V150H77V151H79V153H78V155L80 154L81 155V153L80 152H86L87 150H89V148H90V146H91V144L89 143V141L84 137L85 135H84V132L83 131H73L74 129H70V130H68V137L67 136H65V137H67V139L66 140H70V141H72L73 142V146L72 147H69V146H66V147H63L64 145L62 144V146L60 145V141H62V140H60L59 138L60 137H58V139H59V141L57 140V139H55V138H53L54 137V132L52 133V131H48V132H43L42 131V129L43 128H41V130L40 129H38V130H36V128H35V130L34 131H29V130H27V129H23V128H20V129H23V130H13V129H11L9 126H8V124H9V122H10V120H12L11 118H13V115H15V114H12V113H15V112H13V109H12V113H11V109L9 108V105H8V99H10L11 98V100L12 99H15L19 104H21L22 103V101H23V103L24 102H27V100L25 101L24 99L27 97V96H29V95H26V97H25V94L27 93V94H30V91L29 92H25V93H23V92H21V93H18V91L16 90L15 92H13L14 93V98H12L11 97V94H10V92L9 91H7L4 87H3V85H0ZM38 93V92H37ZM59 93V92H58ZM60 93H61V91H60ZM75 93V92H74ZM140 94L141 95V97L140 96H137V94ZM191 92H189V94H190ZM207 93V92H206ZM227 93V94H228ZM237 93V92H236ZM241 93V92H240ZM242 93H245V91L243 90L242 91ZM68 94V93H67ZM71 94V93H70ZM73 94V93H72ZM235 94V93H234ZM239 94V93H238ZM37 95V94H36ZM35 95V96H36ZM38 95H40V93L38 94ZM79 95V94H78ZM175 95V94H174ZM178 95V94H177ZM177 95H176V97H177ZM182 95H183V93H182ZM187 95V94H186ZM193 95V94H192ZM202 95V94H201ZM204 95H206L205 94V92H204ZM240 95V94H239ZM249 95H251V94H249ZM46 97V99H50V97H49V94H47V95H45ZM56 96V95H55ZM179 96H180V94H179ZM178 96V97H179ZM190 96H191V94H190ZM189 96V97H190ZM194 96H196V95H194ZM228 96V95H227ZM231 96V95H230ZM241 96V95H240ZM240 96L239 97H237V98H240ZM252 96V95H251ZM251 96H246V97H251ZM43 97V96H42ZM62 97H64L63 95H62ZM144 97V96H143ZM174 97V96H173ZM182 97V96H181ZM185 97V96H184ZM206 97V96H205ZM234 97V96H233ZM245 97V96H244ZM37 98H38V96H37ZM37 98H35L36 100H38ZM58 98H60V96L58 97ZM66 98H68V97H66ZM180 98V97H179ZM179 98H177L178 100L177 101H179ZM193 98H195V97H193ZM192 98V99H193ZM209 98V97H208ZM242 98V97H241ZM252 98V97H251ZM250 98V99H251ZM30 99V98H29ZM43 99V98H42ZM63 99H65V98H63ZM174 99H176V98H174ZM186 99V98H185ZM187 99H189V101H190V98H188L187 97ZM229 99H230V97H229ZM57 100H61L62 101V99H57ZM70 100V99H69ZM76 100V99H75ZM181 100H183V98L181 99ZM194 100V99H193ZM245 100H247V98L245 99ZM244 100V101H245ZM251 100H253V99H251ZM51 101V100H50ZM59 101H56L55 102V105L56 106H61V105H64V104H61V105H59V104H57V103H59ZM176 101V103H178ZM192 101V100H191ZM12 102V101H11ZM30 100H29V104H24L25 106L26 105H31L30 104ZM37 102V101H36ZM174 102V101H173ZM180 102H182V101H180ZM198 102V101H197ZM196 102V105H198V103ZM252 102H256L255 101V99H254V101H252ZM260 102V101H259ZM53 103V102H52ZM62 103V102H61ZM64 103V102H63ZM68 103H71V102H68ZM186 102L184 101V104H185ZM188 103V102H187ZM261 103V102H260ZM4 104V103H3ZM2 104V105H3ZM12 104V103H11ZM16 104V103H15ZM147 104V105H148ZM182 104L183 103H181L180 104V106H181V109H182V107L183 108H185L184 106H182ZM194 104V103H193ZM0 105H1V103H0ZM46 105V104H45ZM48 105V104H47ZM47 105L45 106V107H47ZM55 105L53 106V107H55ZM114 105V104H113ZM176 105V104H175ZM259 105V104H258ZM12 106V105H11ZM49 106V105H48ZM69 106H71V105H69ZM72 106H73V104H72ZM188 106V105H187ZM186 106V107H187ZM199 106H200V103H199ZM198 106V107H199ZM250 106V105H249ZM20 107V106H19ZM31 107V106H30ZM35 107H36V105H35ZM52 107V106H51ZM52 107V108H53ZM62 107V106H61ZM66 107V106H65ZM68 107V106H67ZM86 107V106H85ZM84 107V108H85ZM88 107V106H87ZM114 107V106H113ZM155 107V108H156ZM190 107V106H189ZM255 107V106H254ZM25 108V107H24ZM26 108H29V106H27ZM57 108V107H56ZM63 108H64V106H63ZM63 108H61V109H63ZM69 108V107H68ZM77 108H81V107H77ZM89 108V107H88ZM87 108V109H88ZM150 108H152V107H150ZM177 108H179L180 109V107H178L177 106ZM188 108V107H187ZM187 108H185L184 110H186ZM256 108V107H255ZM257 108H259V107H257ZM16 109H18V108H16ZM21 109V108H20ZM36 109V108H35ZM41 109V108H40ZM43 109V108H42ZM42 109H41V111H42ZM48 109V108H47ZM54 109V108H53ZM67 108H65V110H66ZM74 109H76V108H74ZM181 109H180V111H181ZM247 109V108H246ZM250 109V108H249ZM261 109V108H260ZM260 109L258 110V111H260ZM15 110V109H14ZM22 110H24V109H22ZM55 110V109H54ZM81 110H86V109H82L81 108ZM80 110V111H81ZM127 110V111H128ZM149 110V109H148ZM156 110V109H155ZM191 110V109H190ZM198 110H200V109H198ZM202 110V109H201ZM200 110V111H201ZM33 110H31L30 112H32ZM47 111V110H46ZM67 111V110H66ZM70 111V110H69ZM73 111V110H72ZM115 111H116V109H115ZM179 111V110H178ZM206 111V110H205ZM216 111V110H215ZM251 111V110H250ZM25 112V111H24ZM49 112V111H48ZM74 112V111H73ZM76 112V111H75ZM83 112H86V111H83ZM88 112V111H87ZM86 112V114L85 115H87V116H89V113H87ZM89 112H90V109H89ZM117 113H118V110L116 111ZM151 112V110L149 111V113ZM156 112V111H155ZM186 112V111H185ZM184 112V113H185ZM187 112H188V110H187ZM256 112H257V110H256ZM36 113V112H35ZM42 113V112H41ZM43 113H44V111H43ZM51 113H52V111H51ZM50 113V114H51ZM76 113H79V112H76ZM75 113V114H76ZM147 113H148V111H147ZM157 113V112H156ZM194 113V112H193ZM197 113V112H196ZM245 113V112H244ZM250 113H252L253 114V112H250ZM258 113V112H257ZM260 113V112H259ZM257 114V116L255 117L256 119L258 118V115L260 116H262V114H263V112H262V114ZM24 114H26V112L24 113ZM46 114H48V113H44V116H46ZM60 115H61V113H59ZM75 114H74V117H76L75 116ZM82 114V113H81ZM91 114V113H90ZM121 114V113H120ZM130 114V113H129ZM171 114V115H170ZM195 114V113H194ZM198 114V113H197ZM255 114V113H254ZM43 114H40V116L39 117H41ZM59 115V116H60ZM66 115H67V113H66ZM71 115V114H70ZM78 115V114H77ZM84 115V116H85ZM118 116H119V114H117ZM134 115V116H135ZM147 115V114H146ZM164 115V114H163ZM163 115H161V118L163 119L164 117H163ZM202 115V114H201ZM82 116V115H81ZM83 116V117H84ZM95 116V115H94ZM130 116V115H129ZM134 116H133V118H134ZM150 116H151V114H150ZM159 116V115H158ZM195 116V115H194ZM250 116V115H249ZM260 116V117H261ZM20 118H22L23 117V114L22 115H20L19 116ZM24 117L26 118V117H29V114H27V116H25L24 115ZM30 117H32V116H30ZM57 117V116H56ZM66 117V116H65ZM72 117V116H71ZM137 117H135V118H137ZM187 116H185V118H186ZM193 117V116H192ZM264 117V116H263ZM20 118H19V120H20ZM34 118H35V116H34ZM78 118V117H77ZM87 117H85L84 119H86ZM89 118V117H88ZM98 118V117H97ZM99 118H101V116L99 117ZM131 118V117H130ZM133 118H132V120H133ZM151 118V117H150ZM158 118V117H157ZM188 118V117H187ZM199 118V117H198ZM197 118V119H198ZM217 118V117H216ZM250 118V117H249ZM44 119V118H43ZM75 119V118H74ZM79 119H80V116H79ZM90 119V118H89ZM92 119H93V117H92ZM125 119H127L128 120V116L125 118ZM143 119V118H142ZM145 119H147V118H145ZM149 119V118H148ZM166 119V118H165ZM169 119V118H168ZM191 119V118H190ZM195 119V118H194ZM193 118H192V121L194 120ZM202 119H204V118H202ZM202 119H200V120H202ZM207 119V118H206ZM252 119V118H251ZM255 119V120H256ZM32 120V119H31ZM34 120H36V119H33V121ZM53 119H51L50 121H52ZM62 119L60 118V121H61ZM65 121H66V119H64ZM73 120V119H72ZM91 120V119H90ZM118 120H119V118H118ZM117 120V121H118ZM127 120H126V122H127ZM132 120L130 121L131 123H132ZM150 120V119H149ZM154 120H156L155 118H154ZM158 120V119H157ZM174 120V119H173ZM181 119H180V121H178V122H183V123H185L184 121H182ZM187 120H189V118L187 119ZM196 120V119H195ZM258 120H259V118H258ZM264 120V119H263ZM263 120H261V121H263ZM21 121H24L23 122V124L27 121H25V120H21ZM39 121V123L40 122H42V121H40V120H38ZM49 121V122H50ZM63 121V120H62ZM74 121V120H73ZM76 121V120H75ZM84 121H86V120H84ZM99 121H100V119H99ZM102 121V120H101ZM152 121H153V119H152ZM169 121V120H168ZM191 121V122H192ZM206 122H207V120H205ZM249 121V120H248ZM254 121V120H253ZM20 122V121H19ZM81 122V121H80ZM88 122V121H87ZM90 122V121H89ZM89 122H88V124H89ZM112 122V121H111ZM110 122V123H111ZM114 122L116 123V120H114ZM195 122H197V121H195ZM258 122V121H257ZM256 122V123H257ZM12 123V122H11ZM21 123V122H20ZM31 123V122H30ZM29 123V124H30ZM45 123V122H44ZM48 123V122H47ZM56 123V122H55ZM67 123H70V122H67ZM75 123V122H74ZM77 123V122H76ZM79 123V122H78ZM118 123H120V121H118ZM123 125H121V126H125L124 125V123H123V120H122V122H121ZM120 123V124H121ZM138 123H140V122H138ZM143 123V122H142ZM148 123L149 124H156L155 122L154 123H150L149 121H148ZM161 123H163L164 124V122H161ZM183 123H181V124H183ZM200 123V122H199ZM203 123V122H202ZM201 123V124H202ZM251 123H253L252 122V120H251ZM22 124V123H21ZM20 124V125H21ZM60 124V123H59ZM72 124V123H71ZM80 124V123H79ZM78 124V125H79ZM84 124V123H83ZM91 124V123H90ZM130 124V123H129ZM160 124V123H159ZM166 124V123H165ZM186 124V123H185ZM194 124V123H193ZM205 124V123H204ZM207 124V123H206ZM224 124V123H223ZM261 124V123H260ZM16 125V124H15ZM34 125V124H33ZM43 124H41L40 123V125L39 126H37V128L38 127H41ZM62 125H65V123L64 124H62ZM61 125V126H62ZM76 125V124H75ZM81 125V124H80ZM134 125H136L135 123H134ZM169 125V124H168ZM178 125H180V124H178ZM178 125H177V131H179L180 130V128L178 127ZM221 125V124H220ZM225 125V124H224ZM226 125H227V123H226ZM244 125V124H243ZM254 125V124H253ZM252 125V126H253ZM262 125H264V123L263 124H261L260 126H261V128H263L262 127ZM17 126V125H16ZM51 126V125H50ZM55 126V125H54ZM68 126H70V124H67V127ZM72 126V125H71ZM74 126V125H73ZM83 126V125H82ZM84 126H86V125H84ZM107 126V125H106ZM140 126H143L142 124L140 125ZM185 126H187V127H189L188 125H185ZM250 126V125H249ZM254 126H256V125H254ZM15 127V126H14ZM19 127V126H18ZM17 127V128H18ZM21 127H23V125H21ZM24 127H26V126H24ZM63 127H65L66 128V126H63ZM76 127H77V125H76ZM80 127V126H79ZM89 127V126H88ZM126 127H127V125H126ZM137 127V126H136ZM143 127H145V126H143ZM152 127V126H151ZM150 127V128H151ZM153 127H156V126H153ZM160 127V126H159ZM170 127V126H169ZM198 127V128H197ZM196 127V125H195V129L193 130V131H195V133L197 134V135H199V132H201V129L199 128L200 126H197ZM205 127H208V126H205ZM227 126H225V128H226ZM246 127V126H245ZM26 128H29V127H26ZM31 128H33V127H31ZM48 128H51V127H48ZM69 128V127H68ZM81 128V127H80ZM105 128V127H104ZM116 129L118 128L117 126L115 127ZM139 128H142V127H139ZM149 128V129H150ZM172 128H175V127H172ZM178 128H179V130H178ZM189 128H191V127H189ZM188 128V129H189ZM203 128V127H202ZM210 127H208L207 129H209ZM220 128H221V126H220ZM252 128V127H251ZM260 128V127H259ZM259 128H257V129H259ZM47 129V128H46ZM86 129V128H85ZM96 129V128H95ZM152 130H153V128H151ZM156 129V128H155ZM184 129H187L186 127L184 128ZM188 129H187V132H188ZM215 129H217V128H215ZM222 129H223V127H222ZM221 129V130H222ZM248 129V127L246 128V130ZM255 129V128H254ZM264 129V128H263ZM50 130V129H49ZM67 130V129H66ZM65 130V131H66ZM77 130V129H76ZM78 130H79V128H78ZM81 130V129H80ZM82 130H83V128H82ZM92 130V129H91ZM97 130V129H96ZM157 130V129H156ZM158 130H159V128H158ZM158 130H157V132H158ZM168 130V129H167ZM171 130H173V129H171ZM190 130V129H189ZM210 130V129H209ZM214 130V129H213ZM220 129H219V131H221ZM225 130V129H224ZM251 130V129H250ZM253 130V129H252ZM61 131H62V128H61ZM87 131V130H86ZM115 131V130H114ZM151 131V130H150ZM160 131V130H159ZM176 131V132H177ZM191 131V130H190ZM204 131H205V128H204ZM223 131V130H222ZM225 131H227V130H225ZM249 131V130H248ZM256 131V130H255ZM254 131V132H255ZM258 131V130H257ZM261 131V130H260ZM263 131V130H262ZM67 132V131H66ZM93 132H94V130H93ZM106 132V131H105ZM118 132V131H117ZM152 132H155V131H152ZM175 132V133H176ZM185 132V131H184ZM210 131H208V133H209ZM215 132H216V130H215ZM215 132H213V133H215ZM217 132H218V130H217ZM243 132V131H242ZM253 132V133H254ZM61 133V132H60ZM63 134L65 133L64 131L62 132ZM127 133V132H126ZM148 133V132H147ZM173 133V132H172ZM180 133H182V132H180ZM189 133V132H188ZM201 133H203V132H201ZM200 133V134H201ZM206 133V132H205ZM208 133H206V134H208ZM211 133V132H210ZM225 133V132H224ZM222 134V132H221V135L220 134H217V136L219 137V135L222 137V141H220V143L222 142V144L223 145H225V160H226V162H227V164H233V163H235L236 161L238 162V163H240L238 160H240V153H243V150H242V146H239L238 145V143L237 142H235V140L234 141H231L230 139H233V137H231L230 139L229 138H227V137H229V135H227L226 134V136H225V134ZM229 133V132H228ZM258 134H259V132H257ZM261 133V132H260ZM263 133H264V131H263ZM66 134V133H65ZM87 134V133H86ZM99 134V133H98ZM114 134H115V132H114ZM122 134H123V131H122ZM128 134H129V132H128ZM157 134V133H156ZM159 134H161V133H158V135L157 136H159ZM189 134H191L192 136H191V138L189 137L188 139H192V138H194L193 137V132L191 131ZM206 134H204V135H206ZM245 134V133H244ZM243 134V135H244ZM248 134H249V132H248ZM255 134V133H254ZM111 135H113L112 134V131H111ZM123 135H125V134H123ZM145 135H147L146 134V131H145ZM152 136H153V134H151ZM176 135V134H175ZM181 135V134H180ZM186 135V134H185ZM184 135V136H185ZM188 135V134H187ZM196 135V136H197ZM203 135V134H202ZM209 135V137H210V134H208ZM245 135H247V134H245ZM244 135V136H245ZM64 136V135H63ZM105 136V135H104ZM108 136H110V135H108ZM122 136V135H121ZM154 136H156L155 135V133H154ZM171 136V135H170ZM172 136H173V134H172ZM200 136V135H199ZM212 136V135H211ZM232 136V135H231ZM255 136V138H254V140H246V142L248 143V145H250L253 149H255V150H258V152H259V150L262 148V146H263V144H264V142L262 141L263 139H264V134H262L261 133V135L259 136V135H254ZM101 137V136H100ZM120 137V136H119ZM187 137V136H186ZM205 137V136H204ZM217 137V139H219ZM220 137V138H221ZM248 137L249 136H247V139H248ZM251 137V136H250ZM16 138H18V139H21V140H23L24 138H30L31 139V141L34 143V145H33V148H34V152H33V154L32 153H30L31 155H33L32 157H30V159H27V154H29V153H27L26 154V151L24 150V148H23V144L21 143L22 141H19V143L18 142H16L15 141V139ZM70 138V139H69ZM90 138V137H89ZM109 138V137H108ZM125 138H126V136H125ZM157 138V137H156ZM166 138V137H165ZM200 138H202V137H200ZM243 138V137H242ZM246 138V137H245ZM99 139V138H98ZM121 139V138H120ZM175 139V138H174ZM210 139H213V137L211 138L210 137ZM241 139V138H240ZM250 139V138H249ZM90 140V139H89ZM100 140H102V138L100 139ZM99 140V141H100ZM192 140H194V139H192ZM197 140V139H196ZM195 140V141H196ZM221 140V139H220ZM24 141V140H23ZM63 141H65V139L63 138ZM95 141V140H94ZM93 141V142H94ZM97 141V140H96ZM98 141V142H99ZM164 141V140H163ZM214 141V139L212 140V142ZM219 141V140H215V143H217V142ZM31 142V143H32ZM60 142V143H59ZM69 142V141H68ZM71 142V143H72ZM91 142V141H90ZM111 142V141H110ZM119 142V141H118ZM167 142V141H166ZM169 142V141H168ZM210 142V141H209ZM241 142H243V140L241 141ZM26 143V142H25ZM30 143V144H31ZM66 143V142H65ZM95 143V142H94ZM161 143H163V142H161ZM215 143H214V145H215ZM219 143V145H222V144H220ZM108 144H109V142H108ZM157 144V143H156ZM164 144V143H163ZM71 145V144H70ZM97 145V144H96ZM161 145V144H160ZM218 145V144H217ZM27 146V145H26ZM26 146H25V148H26ZM95 146V145H94ZM103 146V145H102ZM116 146H117V144H116ZM206 146V145H205ZM216 146V145H215ZM244 146V145H243ZM105 147H107V148H109L108 146H106L105 145ZM124 147V146H123ZM123 147L121 148V150L123 149ZM164 147V146H163ZM220 147V146H219ZM248 147V146H247ZM95 148H96V146H95ZM217 148V147H216ZM222 148H223V146H222ZM158 149V148H157ZM263 149V148H262ZM96 150V149H95ZM102 150H103V148H102ZM108 150V149H107ZM116 150H118V149H116ZM116 150H115V152H116ZM125 150V149H124ZM163 150V149H162ZM215 150V149H214ZM213 150V151H214ZM217 150V149H216ZM27 151H30V150H27ZM100 151V150H99ZM123 151V150H122ZM126 151V150H125ZM124 151V152H125ZM221 151V150H220ZM252 151V150H251ZM112 152V151H111ZM118 152H120V150L118 151ZM249 152V151H248ZM257 152V151H256ZM255 152V153H256ZM93 153V152H92ZM100 153H101V151H100ZM126 153H128V152H126ZM125 153V154H126ZM165 153V152H164ZM218 154H219V151L217 152ZM245 153V152H244ZM251 152H249V154H250ZM262 153H263V151H262ZM29 154V155H30ZM71 154V153H70ZM196 154V153H195ZM199 154V153H198ZM215 154V153H214ZM221 154V153H220ZM246 154V153H245ZM248 154V153H247ZM247 154H246V156H247ZM259 154V153H258ZM77 155V156H78ZM79 155V156H80ZM87 155V154H86ZM109 155H110V152H109ZM119 155H121V152H120V154ZM119 155H118V157H119ZM128 155V154H127ZM193 155V154H192ZM251 155H254V154H251ZM256 155V154H255ZM69 156V155H68ZM83 156H84V154H83ZM103 156V155H102ZM105 156V155H104ZM108 156V155H107ZM123 156V154L121 155V157ZM238 156V157H237ZM74 157H76V156H74ZM81 158H82V156H80ZM85 157V156H84ZM82 158V159H84L85 160V158ZM92 157H94L95 158V155L94 156H92ZM91 157V158H92ZM109 157V156H108ZM112 157V156H111ZM117 157V158H118ZM121 157H120V159H121ZM127 157V156H126ZM125 157V158H126ZM221 157V156H220ZM244 158H245V156H243ZM250 157V156H249ZM248 157V158H249ZM72 158V157H71ZM76 158H78L79 160H80V158L79 157H76ZM75 158V159H76ZM97 158H98V156H97ZM164 158V157H163ZM239 158V159H238ZM247 158V157H246ZM245 158V159H246ZM253 158H255V157H253ZM78 159H76V160H78ZM86 159H88V157L86 158ZM99 159H101V157H99ZM127 159H128V157H127ZM193 159V158H192ZM191 159V160H192ZM238 159V160H237ZM252 159V158H251ZM260 159V158H259ZM262 159V158H261ZM122 160V159H121ZM120 160V161H121ZM164 160V159H163ZM162 160V161H163ZM208 160V159H207ZM223 160V159H222ZM243 160V159H242ZM241 160V161H242ZM249 160V159H248ZM247 160V161H248ZM254 160V159H253ZM253 160H249L251 163H254L255 162V160H254V162H252ZM88 161V160H87ZM86 161V162H87ZM91 161V160H90ZM89 161V162H90ZM101 161V160H100ZM100 161H98V164H99V162ZM136 161V160H135ZM246 160H244V162H245ZM248 161V162H249ZM113 162V161H112ZM128 162H129V160H128ZM165 162V161H164ZM192 162V161H191ZM195 162V161H194ZM222 162V161H221ZM6 163H8V165L7 166H4ZM73 163V164H72ZM96 163V162H95ZM102 163V162H101ZM122 163V162H121ZM163 163V162H162ZM188 163H190V162H188ZM258 163V162H257ZM33 164H35V166H37V168L35 169V166H33ZM92 164V163H91ZM127 164V163H126ZM130 164V163H129ZM146 164V163H145ZM157 164V163H156ZM161 164V163H160ZM185 164V163H184ZM193 164V163H192ZM197 164V163H196ZM224 164V163H223ZM256 164V163H255ZM259 164V163H258ZM261 164V163H260ZM107 165H109L110 167H112L111 165H115L114 163H109V164H107ZM124 165V164H123ZM147 165V164H146ZM163 165V164H162ZM191 165V164H190ZM242 165V164H241ZM246 165H248L246 162H245V166ZM250 165H252V164H250ZM257 165V164H256ZM256 165H254L255 167H256ZM262 165V164H261ZM122 166V165H121ZM120 166V167H121ZM128 167L130 166V165H127ZM140 166V165H139ZM157 166V165H156ZM155 166V167H156ZM186 166V165H185ZM221 166V165H220ZM223 166V165H222ZM234 168H237V166H235V165H232ZM239 166H240V164H239ZM245 166H243V167H241L242 168V172H247V170H244L245 169ZM260 166V165H259ZM75 167V166H74ZM96 167H99V166H96ZM105 167V166H104ZM114 167H116V165L114 166ZM114 167H112V168H114ZM126 167V166H125ZM137 167V166H136ZM141 167V166H140ZM153 167V166H152ZM199 167H200V165H199ZM224 167H225V165H224ZM250 167H252V166H250ZM61 168H62V170L64 171V173H61L62 171H61ZM75 168H77V167H75ZM108 168V167H107ZM106 168V169H107ZM117 168H119V167H117ZM124 168V167H123ZM157 168V167H156ZM202 168V167H201ZM208 168V167H207ZM231 168V167H230ZM244 168V169H243ZM253 168V167H252ZM251 168V169H252ZM94 169V168H93ZM168 169V168H167ZM226 169V168H225ZM261 168H259V170H260ZM96 170V169H95ZM110 170V169H109ZM200 170H202L203 171V168L202 169H200ZM205 171L207 170V169H204ZM228 170V169H227ZM238 170H239V168H238ZM253 170H255V168L253 169ZM252 170V171H253ZM46 171H49V174H46L47 172ZM111 171L112 170H110V173H111ZM119 171V170H118ZM117 171V172H118ZM124 171L125 170H122V173H124ZM160 171V170H159ZM164 171V170H163ZM204 171V172H205ZM208 171V170H207ZM235 170H233V172L231 173V177H232V180H237L239 183L238 184H232L233 186H234V190L236 191V196L238 197V198H240L241 200H242V198H250V199H252V201L250 202V204L253 206H255V208L256 209H258L259 210V208L261 207V208H263V205H264V182H261V180H260V178H253V177H251V178H247V177H245V178H241V174H239V172L241 173V171H235ZM135 172V171H134ZM157 172V171H156ZM165 172V171H164ZM203 172V173H204ZM249 172V171H248ZM90 173H92V172H90ZM94 173H97V172H94ZM100 173H101V171H100ZM109 173V172H108ZM136 173V172H135ZM151 173V172H150ZM168 173V172H167ZM187 173V172H186ZM264 173V172H263ZM93 174V173H92ZM92 174H90V175H92ZM99 174V173H98ZM129 174V173H128ZM128 174H126V176H128ZM137 174V173H136ZM143 174V173H142ZM141 174V175H142ZM162 174V173H161ZM174 174V173H173ZM206 174V173H205ZM213 174V173H212ZM243 174V173H242ZM245 174V173H244ZM259 174V173H258ZM262 174V173H261ZM95 175V174H94ZM100 175V174H99ZM105 175H106V173H105ZM132 175H133V173H132ZM144 175V174H143ZM150 175V174H149ZM167 175V174H166ZM245 175H247V174H245ZM244 175V176H245ZM260 175V174H259ZM258 175V176H259ZM102 176H103V174H102ZM107 176H109V175H107ZM115 176V175H114ZM117 176V175H116ZM171 176V175H170ZM174 176V175H173ZM229 176V177H230ZM243 176V175H242ZM253 176V175H252ZM255 176V175H254ZM93 178L92 179H94L95 177L94 176H92ZM99 177V176H98ZM164 177V176H163ZM230 177V178H231ZM97 178V177H96ZM239 178H241V179H239ZM100 179H101V177H100ZM142 179H144V178H142ZM167 179V178H166ZM171 179V178H170ZM125 180V179H124ZM129 180V179H128ZM141 180V179H140ZM169 180V179H168ZM95 179L93 180V182L95 183ZM101 181V180H100ZM104 182L106 181V178L103 180ZM116 181V180H115ZM137 181H138V179H137ZM158 181V180H157ZM165 181V180H164ZM212 181V180H211ZM102 182V181H101ZM166 182V181H165ZM93 183V185H95ZM105 183H107V182H105ZM116 183V182H115ZM142 183V182H141ZM125 184V183H124ZM133 184V183H132ZM157 184V183H156ZM160 184V183H159ZM187 184V183H186ZM201 184V183H200ZM135 186H136V184H134ZM138 185L139 184H137V186L136 187H138ZM147 185V184H146ZM125 186V185H124ZM131 186V185H130ZM130 186H129V188H130ZM139 186H141V185H139ZM160 186V185H159ZM165 186H167V184L165 185ZM97 187V186H96ZM95 187V188H96ZM120 187V186H119ZM123 187V186H122ZM121 187V188H122ZM133 187V186H132ZM144 186H142V187H140V190H142V188H143ZM152 187V186H151ZM92 188V187H91ZM106 188H108V187H106ZM124 188V187H123ZM153 188H154V186H153ZM157 188V187H156ZM60 189H63V190H65V189H68V192H67V195H66V192H64L65 194H62V195H64V196H68L69 195V193L71 192V190H73V189H76V190H80L81 191V193L79 194V196H78V198H77V201H79L80 202V205H82L81 207L82 208H80V209H78L77 211H76V209L75 210H69V216L67 217V215L63 212V211H60L59 209H58V206H57V204H59V203H57L56 204V202H51L50 200H49V198L52 196L54 199V201H56V197H57V194L59 193L60 194V192H59V190ZM90 189V188H89ZM135 189V188H134ZM139 189V188H138ZM147 189V188H146ZM162 189V188H161ZM91 190H93V189H91ZM148 190V189H147ZM146 190V191H147ZM156 190V189H155ZM159 190V189H158ZM157 190V191H158ZM225 190V189H224ZM75 191V190H74ZM97 191V190H96ZM95 191V192H96ZM126 191V190H125ZM129 191V190H128ZM143 191V190H142ZM145 191V190H144ZM145 191V192H146ZM108 192V191H107ZM118 192H120L119 190H118ZM127 192V191H126ZM130 192V191H129ZM137 192V191H136ZM140 192V191H139ZM138 192V194H140ZM149 192H151L152 193V191H148V193ZM154 192V191H153ZM134 193H135V190H134ZM147 193V194H148ZM160 193V192H159ZM180 193V192H179ZM115 195H116V193H114ZM131 194V193H130ZM143 194V193H142ZM150 194V193H149ZM153 195H154V193H152ZM158 194V193H157ZM49 195H51V196H49ZM62 195H60V196H62ZM119 195V194H118ZM125 196H126V193L124 194ZM123 195V196H124ZM174 195V194H173ZM173 195H172V197H173ZM178 195L179 194H177L176 196L178 197ZM124 196V197H125ZM134 196V195H133ZM143 196V195H142ZM147 196V195H146ZM159 196V195H158ZM184 196V195H183ZM236 196H234V197H236ZM34 197H38V199L39 198H43V200H44V202H43V204L41 205V206H39L38 204H34L32 201H31V199H33ZM69 197H70V195H69ZM77 197V196H76ZM100 197V196H99ZM111 197V196H110ZM123 197V198H124ZM135 197H137V196H135ZM139 197V200H140V196H138ZM137 197V198H138ZM169 197V196H168ZM170 197H171V195H170ZM181 197V196H180ZM73 198H75V197H73ZM127 198V197H126ZM154 198V197H153ZM163 198V197H162ZM61 199H63V197L62 198H60V200ZM66 199H67V202L69 203V198L68 197H66ZM76 199V198H75ZM74 199V200H75ZM120 199V198H119ZM129 199V198H128ZM127 199V200H128ZM134 199V198H133ZM158 199V198H157ZM156 199V200H157ZM166 200H167V198H165ZM171 199V198H170ZM176 199V198H175ZM35 200V199H34ZM109 200H110V198H109ZM108 200V201H109ZM112 200H113V198H112ZM126 200V201H127ZM136 200V199H135ZM138 200V199H137ZM146 200V199H145ZM150 200V199H149ZM148 200V201H149ZM116 201H118V200H116ZM131 201V200H130ZM152 201V200H151ZM162 201V200H161ZM172 201V200H171ZM191 201V200H190ZM35 202V201H34ZM58 202V201H57ZM78 202V203H79ZM122 202V201H121ZM160 202V201H159ZM169 202V201H168ZM243 202V201H242ZM124 203V202H123ZM127 203H129V202H127ZM133 203V202H132ZM131 203V204H132ZM145 202H142V203H140V205L141 204H144ZM148 203V202H147ZM71 204H72V201H71ZM130 204V205H131ZM137 204V203H136ZM139 204V203H138ZM167 204H169V203H167ZM74 205V204H73ZM128 205V204H127ZM151 205V204H150ZM250 205V206H251ZM69 206V205H68ZM116 206H117V204H116ZM125 206V205H124ZM132 206V205H131ZM133 206H135V204L133 205ZM161 206H164L163 204L161 205ZM160 206V207H161ZM169 206V205H168ZM175 206V205H174ZM165 207H167V206H165ZM171 207V206H170ZM170 207H168L167 209V211L169 212V208ZM172 207H173V205H172ZM65 208H66V206H65ZM69 208V207H68ZM68 208H66L65 210H67ZM71 208V207H70ZM69 208V209H70ZM73 208V207H72ZM71 208V209H72ZM74 208H75V205H74ZM73 208V209H74ZM100 208H102V205H101V207ZM138 208H140V207H138ZM141 209V208H140ZM140 209H138V210H140ZM170 209H172V208H170ZM252 209V208H251ZM138 210H137V213H138ZM164 210V209H163ZM107 211V210H106ZM152 211V210H151ZM156 211V210H155ZM178 211V212H177ZM177 211H176V214L177 213H182V211L181 212H179L180 211V209L178 210V208H177ZM253 211V210H252ZM66 213H67V211H65ZM141 212V211H140ZM139 212V213H140ZM154 212V211H153ZM162 212V211H161ZM164 212V211H163ZM175 212V211H174ZM259 212V211H258ZM136 213V214H137ZM139 213L137 214V215H139ZM149 213H151V212H149ZM155 213V212H154ZM166 213V212H165ZM172 215L174 214V215H176L175 213H173V209H172ZM142 214V213H141ZM145 214V213H144ZM146 215H147V213H146ZM151 215V214H150ZM165 215V214H164ZM167 215V214H166ZM169 215H171L170 213H169ZM171 215V216H172ZM180 215H182V214H180ZM197 216L199 215L200 216V214H196ZM263 215V214H262ZM157 216V215H156ZM159 216H161V215H159ZM168 216V215H167ZM167 216H165L167 219L169 218V216L167 217ZM184 216V215H183ZM182 216V217H183ZM197 216H194L195 218L197 217ZM114 217V218H113ZM140 217V216H139ZM139 217L137 218L138 220H139ZM164 217V216H163ZM173 217V216H172ZM175 217H179V215H177V216H175ZM182 217H181V219H182ZM69 218V219H68ZM110 218V219H111ZM143 218V217H142ZM146 218V217H145ZM155 218V217H154ZM201 218V217H200ZM144 219V218H143ZM162 219H164V218H162ZM170 219H171V217H170ZM174 219V218H173ZM172 219V220H173ZM197 219V218H196ZM198 219H199V217H198ZM261 219H263L264 220V217H262V218H260V219H257V221H261ZM166 220V219H165ZM169 220V219H168ZM135 221V220H134ZM142 221H144V220H142ZM148 221V220H147ZM158 221H160V220H158ZM164 221V220H163ZM170 221V220H169ZM199 221V220H198ZM67 222H70V227H69V230H65L66 228H64V225H65V223H67ZM154 223H156L155 221H153ZM181 222V221H180ZM152 223V222H151ZM154 223H152V225H154ZM170 222H168V224H169ZM177 223H179L178 221H177ZM189 223V222H188ZM187 223V224H188ZM197 223H199V222H197ZM197 223H196V225H197ZM142 224V223H141ZM158 224V223H157ZM165 224V222L163 223V225ZM167 224V223H166ZM191 224V223H190ZM151 225V224H150ZM158 225H160V224H158ZM178 225V224H177ZM249 225V224H248ZM169 226H170V224H169ZM168 226V227H169ZM172 226V225H171ZM180 226V225H179ZM189 226V225H188ZM140 227V226H139ZM143 227V229H144V225L142 226ZM154 227V226H153ZM166 227H167V225H166ZM183 227V226H182ZM187 227V226H186ZM192 227V226H191ZM196 227V226H195ZM110 228V229H109ZM138 228V227H137ZM147 228V227H146ZM152 228V227H151ZM158 228H159V226H158ZM154 229L153 231H155V230H157V232H158V230L160 229ZM184 228V227H183ZM189 228V227H188ZM193 228V227H192ZM262 232L264 233V221H263V225H262ZM139 229V228H138ZM168 229V228H167ZM174 229V228H173ZM176 229H177V227H176ZM182 229H180V231H181ZM187 230H189V229H187ZM190 230H191V228H190ZM194 231H195V228L193 229ZM202 230V229H201ZM152 231V232H153ZM160 231V230H159ZM173 231V235H174V233H175V231L174 230H172ZM169 232V231H168ZM178 232H179V230H178ZM177 232V233H178ZM187 232V231H186ZM193 232V231H192ZM199 232V231H198ZM198 232H197V234H198ZM163 233V232H162ZM162 233H160V235H162ZM180 233V232H179ZM178 233V234H179ZM184 233V232H183ZM142 234L143 233H141V236H142ZM144 234H145V231H144ZM144 234H143V236H144ZM151 234V233H150ZM155 234V233H154ZM170 234V233H169ZM171 234H172V232H171ZM176 234V233H175ZM177 234V235H178ZM204 234V233H203ZM153 235V234H152ZM151 235V236H152ZM158 235V234H157ZM156 235V236H157ZM173 235L172 236H170V237H173ZM192 235V234H191ZM190 235V236H191ZM194 235V234H193ZM193 235L191 236V237H193ZM200 235V234H199ZM199 235H197V237L199 236ZM261 235V234H260ZM147 236V235H146ZM176 236V235H175ZM186 236V235H185ZM187 236H189V235H187ZM148 237V236H147ZM180 237H181V235H180ZM184 237V236H183ZM196 237V238H197ZM200 237V236H199ZM203 237V235L201 236V238ZM145 238V237H144ZM151 238V237H150ZM159 238V237H158ZM195 238V237H194ZM196 238L195 239H193L192 241H194V240H196ZM171 239V238H170ZM178 239V238H177ZM182 239V238H181ZM146 240V239H145ZM156 240V239H155ZM164 240L165 239H163V242H164ZM167 240V239H166ZM178 240H180V238L178 239ZM186 240V239H185ZM188 240H190V238L188 239ZM199 240V239H198ZM135 241V242H134ZM147 242V241H146ZM145 242V243H146ZM154 242V241H153ZM159 242H161V241H159ZM162 242V243H163ZM169 242H171V240L169 241ZM181 242V241H180ZM183 242V241H182ZM187 242V241H186ZM195 243H196V241H194ZM198 242L199 241H197V243L196 244H198ZM161 243V244H162ZM166 243H167V241H166ZM175 243V242H174ZM179 243V242H178ZM190 243V242H189ZM142 244H143V241H142ZM160 244V243H159ZM160 244V245H161ZM180 244V243H179ZM187 244V243H186ZM201 244V242L199 243V245ZM202 244H203V242H202ZM153 245V244H152ZM155 245H156V243H155ZM181 245V244H180ZM195 245V244H194ZM148 246H149V244H148ZM166 246H168V245H166ZM171 246V245H170ZM175 246H177V245H175ZM197 246V245H196ZM202 246V245H201ZM243 246V245H242ZM247 246V245H246ZM249 246V245H248ZM164 247V246H163ZM162 247V249L164 250L165 249V247L163 248ZM172 247V246H171ZM167 248V247H166ZM168 248H169V246H168ZM195 248V247H194ZM240 248V247H239ZM242 248V247H241ZM246 249H248L247 247H245ZM148 249V248H147ZM161 249V248H160ZM176 248H173V250H175ZM178 249V248H177ZM197 249H200V247L199 248H197ZM203 249V248H202ZM152 250V249H151ZM237 250H239V249H237ZM249 250V249H248ZM162 250H160V251H158V252H156V257H157V261H159L160 260V262L162 261V257H163V255H162V253H160ZM165 251V250H164ZM167 251V250H166ZM196 251V250H195ZM199 251V250H198ZM174 252H176V251H174ZM182 252V251H181ZM241 252V251H240ZM167 253H168V251H167ZM246 253V252H245ZM164 254H166L165 252H164ZM243 254V253H242ZM177 255V254H176ZM174 256V258L176 257V258H178L177 256ZM152 256V255H151ZM165 256H167V255H165ZM184 256V255H183ZM245 256V255H244ZM150 257V256H149ZM185 257H187V256H184V258ZM168 258L169 257H167V260H168ZM191 257H189V259H190ZM166 259V258H165ZM171 259V258H170ZM189 259H187V260H189ZM203 259H205V258H203ZM154 260H155V258H154ZM164 260V259H163ZM177 259H175V261H176ZM186 260V259H185ZM195 260V259H194ZM194 260H192V261H194ZM207 260V259H206ZM151 261V260H150ZM171 261H173V260H171ZM205 261V260H204ZM249 261V260H248ZM263 261V260H262ZM165 262H166V260H165ZM165 262H164V264H165ZM169 262V261H168ZM174 262V261H173ZM185 262H187V261H184L183 263H185ZM152 263H155L154 261L152 262H150V264H152ZM170 263V262H169ZM168 263V264H169ZM187 263H189V262H187ZM186 263V264H187ZM252 263H253V261H252ZM149 264V263H148ZM157 264V263H156ZM171 264V263H170ZM174 264H176V263H174ZM179 264H181V262L179 263ZM194 264V263H193ZM197 264V263H196ZM244 264V263H243ZM246 264V263H245Z\"/></svg>",
  "mask_w": 264,
  "mask_h": 264
},
{
  "label": "water",
  "instance_id": "water-1",
  "mask_svg": "<svg viewBox=\"0 0 264 264\" xmlns=\"http://www.w3.org/2000/svg\"><path fill=\"white\" fill-rule=\"evenodd\" d=\"M7 165H8V163L5 164V166H7Z\"/></svg>",
  "mask_w": 264,
  "mask_h": 264
}]
</instances>
